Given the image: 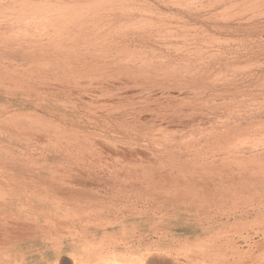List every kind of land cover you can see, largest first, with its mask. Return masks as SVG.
Segmentation results:
<instances>
[{"label":"bare ground","instance_id":"6f19581e","mask_svg":"<svg viewBox=\"0 0 264 264\" xmlns=\"http://www.w3.org/2000/svg\"><path fill=\"white\" fill-rule=\"evenodd\" d=\"M46 1L47 0H45V2ZM54 1H56V0H54ZM65 1L67 2V0H65ZM102 1L104 2L105 0H101V2ZM108 1H110V0H107V3H109ZM113 1H116V0H113ZM162 1H161V3H163L165 0L163 2ZM170 1H168V2H170ZM174 1H176V0H174ZM183 1H185V0H183ZM190 1H191L190 3H192V0H190ZM197 1L199 2V0H197ZM221 1H223V0H221ZM259 1H261V0H259ZM49 2H50V0H49ZM57 2H58V0H57ZM60 2L58 3V5L60 4ZM66 2H64V3L66 4ZM97 2H99V0ZM101 2H100V4H103ZM30 3H31V0H0V12H1V10L3 11L4 8H8V10H9V8H12L13 10L10 9L11 12L9 11L10 13H12V15L10 13L9 14L11 16H15V17L9 16V18H11V19L14 18V22H15V19L20 20V14H22L26 8H27L26 11L28 10V12H31L32 14L31 15L25 14L26 13V11H25L23 13V16H22L24 18V15H27V17L25 16L26 17L25 21L26 22L29 21L28 23L31 24L30 22H32L33 20L36 19L34 21L35 23L33 22L35 25L31 24V25H34L33 27H35L34 28L35 32H34V30H33V32L27 31L26 29L29 30L30 28L26 27V29H24L26 31L23 30L25 32V33H23L18 29L19 26L17 27V29H15L16 26L13 24H12L13 29H15V31L12 29V31H14L13 33L11 31L12 26L9 25L10 28H8L10 30V34H11L10 36L8 35V32L6 31L7 36L4 35L5 37L2 38V36H3L2 34H5L4 33L5 30L3 31V33L0 32L1 33L0 34V88H2V89L4 88L7 91H10L9 96L13 95V97H17V95L19 93H21L19 95L23 99L26 100L23 102L24 103L23 104L24 109H26V107H28V104H30V103L35 108V110L33 112L31 111V113L26 112V110H24V109L18 110L16 112L14 109V113L9 112V110L6 113H5V111L0 112V136H2V135L5 136L7 134L8 135L7 137L16 138L17 140L19 139L20 141H22L23 145L24 144L27 145L25 147L26 150L22 151L21 154L20 153L16 154V153L11 152L9 150H6V152H5L2 149V146L0 144V264H29V260H30L29 258H35V257H39V259L34 264H137L138 263L137 261H138V259H140L142 254H139L140 255L139 258H137V256L136 257L134 256L138 252L137 253L134 252L135 249H134V246L132 244V239H134L133 237L136 235V227L133 225L135 224L134 220H136L138 217H141V215L145 214L144 210H146V209L142 208L143 207L142 204L140 205V203L143 201V199H141V198H144V197H146V199L148 201L151 197H153V201L155 198L161 197V198H163L164 201L169 200L170 202L171 201L172 202H182V204L187 205L188 208L191 206H194L198 210H202L203 208L208 207L209 210H211V211L224 212V213H227V216L229 217L228 220H230V218L236 219L235 223H236V225H239L238 226L239 229H243V227H244V229L251 227L253 230L254 226H258L257 228L260 227L259 228L260 230L258 229L259 231H257V229H256L257 233L256 232H254V233L258 234L259 232H261L262 235H264V140H262L264 138V129H263V127H264L263 121L264 120L261 121L259 119V118H262V116H264V111L262 110L263 107L252 109V108H250L251 106H249L251 104V102H253L257 105L259 100L258 101L256 100L257 103L254 102L255 101L254 99L251 101L247 100L249 104H245L246 101H244V99H242V102L244 101L243 105L246 106V107H244V109H246L249 106V109L248 110L246 109V111L243 110L242 106L241 107L239 106V108H242L241 110L244 111L243 113L240 110L235 112V110L238 109V107H235L236 109H233V105H232V107H230V109L232 108L235 113H233V111L230 112V110L227 113V111H225L224 109H226L225 107L227 105H229V104H226L228 101L227 102L225 100L224 101L220 100L221 102L219 100H218V102L212 101V102H214V104L219 103L214 107L212 106L213 107L212 109L215 110V108L218 107L219 109H217V110L221 109L222 111H224V113L223 114L218 113L219 116L217 118L215 116L214 119H217V120L219 119L218 123H216V121L213 120V122H211V123L209 122L210 127L208 128V126H207L205 128L204 126L202 127L201 125H199V124H202L205 122L204 118L206 115H204V114H206V112L203 111L204 108L202 110L198 109L196 107V104L191 103V100H189V99L187 100V102L185 100L186 103H184V100H183V104H181L180 102L177 103L178 101L177 102H169L170 96L168 98L163 97V98H165L164 101L167 102L164 104V103H162L163 98H162V94H161V98L158 96L157 97L152 96L149 99H143V100L141 98V100H142L141 103L137 104L138 102H136V105H135L134 100H127L129 102V103L127 102L128 106L123 105V103L118 104V105H113V106L112 105H107V106L105 105L104 106V104H106V103L103 102V105H101L102 103L99 104V101L96 98L101 97V96H102L101 98H103V96H104V98H105V96L106 97L108 96V98H109V97H112L114 95L113 92H115V91H113L111 89L112 93L110 94V90L105 89L107 86L104 88V90L100 89L101 88L100 87L98 90H96L98 92H91V93L89 92V99L87 98L88 101H86L87 100L86 98H85L86 100H84V98L82 97V95H81L82 91L81 90H80L81 91L80 94L78 93L79 96L75 95L76 96V97L74 96L75 98L71 97V94H69V93H72V90L75 87L78 86L77 88H79L78 82L82 81V79L85 78V76H87V75L90 76L91 73L89 74V72H91V71H92V73L96 72V71H93L94 68H98V69L100 68V70L102 68V70H104L107 67L108 69H105L104 70L105 72L109 70V67H110L111 72L114 70V72L111 73L112 75L110 74V72H108L109 73L108 75H105V76L103 75L105 78H101L102 80L108 78L107 76H110V77L113 76V77H111V79H112L114 77L115 78H119V77L127 78V77H129V75L132 77V80H133V78L135 79L140 74H142V72H141L142 70L141 71H135L136 69L133 70L132 67L135 65H133L131 67L132 70L130 69L129 66H131L135 61L133 60L134 61L133 62L129 59L130 64H128L129 63L128 60L126 61V59H128L127 57L129 56V55L127 56V54H126V52L130 49L129 47H126L128 49H126V48L124 49V50H126L125 51L126 57L123 56V59H122L121 55H124V54H122V53H124V51L122 50V48H123L122 45H124V41L122 43L119 40H117V42L114 40V42L116 44L118 43V41L121 43V44L118 43L121 46V48H119L120 47L119 46L118 49L120 52L122 50V53H120L121 58L117 55V57H116L117 62L112 61V60L110 61V59H111L110 54L113 53L111 51H114V53H115V54H112V57L114 58V60L116 59L114 56H116V54H119L118 52L116 53L115 50L113 49V50L109 51L110 54L107 53L108 56L110 57L109 59L107 58L108 56L107 57L104 56V54H106L105 52H107V51H105L106 48L105 49H102V48L106 47L107 42H105V41H107V39L110 40L111 37L110 38L106 37L107 39H104L105 41H103V38H101L99 36L101 39V41H100L101 47H102L103 42L105 43V44H103V45H105L104 47H102V48L100 47L101 50L105 51V52L103 51L104 54H102L103 52L97 47V46H100L99 40L98 41L96 40L95 42L91 41L92 44L89 42L91 45L90 49L87 48V46L85 48L84 44L87 43V41H88L87 39L89 37H85L86 35L85 36L80 35L81 32H83V30L80 33H77V32H79L80 28L77 29V27H76V29L78 30L77 32L74 29L76 32V33H74V35L78 34L81 37L75 38V37H78V35H76L75 37L74 36L71 37V34H73L74 31L71 34H69L71 32L70 30H71L72 26L71 27L65 26L66 28H62L63 25L62 26L58 25V23H57L58 20L56 21V23H49L50 19L53 21L56 20V18L57 19L58 18L64 19V18H62V16H60V14H62L61 9L65 8V7H61L64 5L63 3H62L63 5L59 6L60 8H59L58 12H61L59 14L57 11H55V7H53L54 9L51 8L54 4H52V6L50 5L51 7L48 6L50 8V9L48 8L50 11L53 9V12H55V13H53L51 11L52 13H50V15L47 14L50 11L46 7V9H47L46 14H47V17L49 18V20H48V18H46L44 16L45 15L44 13H43L44 14L43 17H44V20L46 19L49 22H48V24H45V25H47V26L49 24L51 25L50 27H48V30H49V28H51L53 26L52 24H54V26H56L57 28L55 27L53 30L50 29L51 31L47 32L46 31L47 26L45 27V25H43L46 20L43 22V19H42L43 17H42V18H40L41 21L39 20V22H43L42 26H44L43 27L44 32L46 31L44 33L43 31H41L42 26H41V28H39L40 27L39 25H38V27H36V23L41 24V23L37 22L38 21L37 18L39 17L38 13L40 10H38V12H37L38 8L36 9L34 6H33L34 9L32 7L28 8L27 6H25L26 8L22 7V6L28 5ZM68 3L66 4L67 5L66 7H68ZM86 3H87V7H88V2H86ZM92 3H94V0ZM123 3H125V2H123ZM146 3H147V1H146ZM187 3L185 2V4H187ZM237 3L240 4L241 2H237ZM253 3H254V0H253ZM41 4H43V3H41ZM73 4L70 3L71 6ZM78 4L81 5L80 2H78ZM78 4L75 5L74 7H77ZM94 4H96V3H94ZM178 4H179V1L177 2V5H175V6L180 7V5H178ZM181 4H183V2ZM55 5H57V4H55ZM82 5L84 6L83 3H82ZM89 5H90V2H89ZM97 5L98 4H96V7L102 6V5L101 6H99V5L97 6ZM113 5H115V4H113ZM187 5L183 6V8L187 7ZM255 5H257V4H255ZM17 6L19 8L20 7L21 8L18 9ZM190 6H193V5H190ZM74 7H68V8H74ZM85 7H86V5H85ZM85 7H84V9H85ZM87 7H86V9H87ZM153 7H155V5H153ZM233 7L234 6H232V8L228 7V9L229 8H230V10L234 9ZM258 8H260V7H258ZM21 9L23 11H22V13H19L18 11H20ZM39 9H40V7H39ZM41 9H43V7H41ZM56 9L58 10L57 6H56ZM65 9H63V13L66 15V13L64 11ZM89 9L86 12L90 13ZM115 9H116V7H115ZM127 9H129V8H126V11H127ZM191 9L192 8H190V10H189L190 12H191ZM195 9H197V8L195 7ZM202 9H203V7H202ZM239 9H241V8L238 7L236 10H239ZM15 10H16V12H18L19 16L17 14H15ZM129 10L131 12V9H129ZM206 10H208V9L206 8ZM252 10H250V11L254 12ZM263 10H264V8H263ZM96 11H98V10H96ZM243 11H244V9H243ZM246 11H248V9ZM250 11L246 12V14L250 13ZM6 12H7V10H6ZM44 12H46V11L44 10ZM135 12H137V10ZM138 12H140V11H138ZM146 12H147V10H146ZM148 12H147L146 16L150 15ZM164 12H163V14H165ZM190 12H189V14H191ZM257 12H259V11H257ZM84 13H85V10H84ZM129 13H128V15H129ZM13 14H15V15H13ZM80 14H83V12L82 13L80 12ZM124 14H125V12H124ZM139 14H141V13H139ZM154 14L156 15V13H154ZM203 14H205V13H203ZM2 15H4V14H2ZM5 15H7V14H5ZM252 15L254 17L258 14H256V15L252 14ZM77 16H79V14ZM98 16H100V14ZM98 16H97V18H98ZM122 16L124 17L123 14H122ZM122 16H120V19ZM161 16H162V14H161ZM226 16L227 15H225V17H223V16L222 17L227 18ZM236 16H238V14H236L235 17ZM28 17H29V19H32V20L31 21L28 20ZM74 17H76V16H74ZM84 17H83V20H84L83 22H85V20L88 18L86 16L87 18L85 17L86 19H84ZM91 17H92V19L94 18L92 15H91ZM115 17L117 18L118 16H115ZM126 17H128V16H125V19H126ZM143 17H144V15H143ZM143 17H142V19H143ZM156 17H154V18L156 19ZM176 17H177V15H176ZM203 17H202V19H204ZM222 17H219V19H221ZM231 17H233V16H231ZM235 17L233 19H235ZM260 17L257 19L259 20ZM1 18H3V16ZM95 18H94V20H95ZM140 18H139V20H141ZM199 18H200V16H199ZM3 19H2V22H3ZM66 19H64V20H66ZM255 19H256V17H255ZM255 19L252 18V20H248V21L246 19L245 20L246 22L245 21L240 22L238 20L239 21V22L237 21L238 25L232 24V25H236V27L228 26L229 24L228 25L225 24L227 27H225L224 25H223V27H220V30H222V29L224 30V29H227L229 27H231V29L244 30L245 31L244 33L248 34V36L250 35L249 38L251 37V39L247 40L246 44H244V46L245 45L247 46L246 48L244 47V49H245L244 51H241V50H243V49H241L240 50L241 52L236 53L238 51V48H237L238 45H240V44L242 45V43H243V42L241 43V40H240V43L239 44L237 43V47H235V48H237L236 49L237 51L234 52V50H233V52L236 54L232 55L233 53L230 52L231 54L228 53L230 56L227 55L229 58L226 57V55H225L226 58H228V59L232 58V60H233V57L240 59V57L249 56V57H252V61H254L253 60L254 57H259V59H260V57H262L261 55L264 54V39H262L261 35L262 34L264 35V32L262 34H261V32L264 31V23H260L261 22L260 20H259L260 22L258 20L254 21ZM78 20H80V19H78ZM78 20H77V23L79 24L80 22H78ZM108 20H109V18H108ZM110 20H111V18H110ZM135 20H136V18H135ZM135 20L133 22H135ZM183 20H186V19H183ZM215 20H216V18H215ZM71 21H72V19H71ZM89 21H90V18H89ZM89 21L87 22L88 27H89V24L92 22V21L91 22H89ZM104 21H106V18L104 19ZM179 21H181V20H179ZM208 21H211V18L208 17ZM66 22H67V20H66ZM66 22H65V24H66ZM100 22H102V21H100ZM118 22H116V23H118ZM125 22H126V20H125ZM141 22H138V23H141ZM153 22H155V21L153 20ZM224 22H225V20H224ZM228 22H230V21H228ZM3 23H5V22H3ZM3 23L0 22V24H3ZM28 23H24L25 25L24 24L23 25L24 26H26V24L29 25ZM67 23H68L67 25H69V22H67ZM72 23H74V24H76V26H78L77 23L74 22V20L72 21ZM96 23L93 24V26H95ZM130 23H132V22H130ZM135 23H137V22H135ZM158 23H159V21H158ZM166 23H168V22H166ZM166 23H164V26ZM208 23H206V24H208V25L212 24L210 22H208ZM239 23H244V24H239ZM8 24H10V23H8ZM8 24H6V25H8ZM74 24H73V26H74ZM83 24L84 23H82L81 26ZM87 24H84L83 28H86ZM111 24H113V23H111ZM214 24H215V22H214ZM214 24H212V27L217 26V29H219L218 28L219 24L218 25H214ZM222 24H224V23H222ZM70 25H72V24L70 23ZM85 25H86V27H85ZM147 25H149V22ZM179 25H181V24H179ZM179 25H178V27H179ZM186 25H187V23H186ZM2 26H0V28ZM14 26H15V28H14ZM109 26H111V25H109ZM112 26H116V25H112ZM118 26H119V24H118ZM123 26L121 25V28ZM125 26H126V24H125ZM129 26L131 28V25H129ZM135 26L138 28L137 24ZM140 26H141V24H140ZM142 26L144 27V25H142ZM158 26L159 25H157V27ZM170 26H173V25H170ZM189 26L187 25L185 27H189ZM33 27L31 26V28H33ZM100 27L101 26H99V28H97V25H96V28L99 30H101ZM105 27L108 28L107 24ZM124 27H123V29L126 28V27L125 28ZM166 27H167V24H166ZM193 27H195V26H193ZM36 28H39L37 30H40V31H37ZM73 28H75V26L72 27V30H73ZM121 28H118V29H120V31H121ZM138 29H140V28H138ZM142 29L143 28L141 27V32H143ZM148 29H150V26ZM151 29H153V27ZM162 29L163 28H160V30H162ZM166 29H165V31H166ZM231 29H230V32H234V30L232 31ZM30 30H32V29H30ZM102 30H104V29H102ZM109 30L111 31L112 29L109 28ZM116 30L114 28V31L112 30V32H115ZM128 30H130V29H128ZM131 30L133 31V29H131ZM174 30L177 31L176 28ZM19 31L21 32V35L22 34H24V35H22V36L20 35V37H18V35L15 34V32L19 33ZM124 31H126V30H124ZM226 31H228V29ZM95 32H93V33H95ZM146 32H147V30H146ZM153 32H154V29H153ZM83 33H85V32H83ZM91 33H92V29H91L90 34ZM97 33H95V34L97 35ZM120 33H122V32H120ZM127 33H128V31H127ZM149 33H151V32H149ZM169 33L170 32H168V36H169ZM184 33H185V31H184ZM240 33H238V34H240ZM14 34H15V36L17 35V37H15ZM106 34H107V32H106ZM118 34H115V35H118ZM125 34H121V35H123V37H124ZM133 34H135V33H133ZM143 34L146 37L145 33H143ZM186 34H188V33H186ZM242 34H243V32H242ZM246 34H244V37L247 36ZM82 35H84V34H82ZM202 35H203V33H202ZM206 35H208V34H206ZM97 36L94 35L93 37H97ZM135 36H137V35H135ZM172 36H171V38H172ZM209 36H212V35H210V33H209ZM83 37H85L86 39H84ZM99 37L95 38V39H99ZM118 37H120V35ZM147 37H148V35H147ZM152 37L153 36H151V38ZM197 37H200V36H197ZM82 38L84 40H82ZM104 38H105V36H104ZM128 38H126V39H128ZM162 38H164V37H162ZM187 38H189V37H187ZM190 38H189V40H190ZM192 38H193V36H192ZM194 38H196V37H194ZM210 38L213 39V37H210ZM216 38H218V37H215L214 39H216ZM237 38H239V37H237ZM237 38H236V40H237ZM95 39L93 38V40H95ZM149 39H150V37H149ZM153 39L155 40V38H153ZM172 39H175V37ZM214 39L212 41L216 42ZM89 40H91V38H89ZM193 40H195V39H193ZM174 41H176V40H174ZM200 41H201V39H200ZM224 41H226V40H224ZM228 41H230V40H228ZM228 41H226V42H228ZM237 41L239 42V39ZM109 42H111V43H109ZM109 42L108 43L110 44V47L112 49L114 47V46H111L113 44L112 43L113 41H109ZM134 42H136V41H133V44H135ZM187 42H185V45ZM191 42H189V44ZM211 42H210V45L212 44ZM234 42H235V40H234ZM129 43H130V41H129ZM129 43H126V46L127 45L130 46L131 44H129ZM163 43H164V41H163ZM197 43H195V44H197ZM164 44H166V43H164ZM183 44H184V42H183ZM137 45H139V44H137ZM213 45H215V44L213 43ZM241 45H240V47H241ZM162 46L164 47V45H162ZM192 46L196 47L195 45H192ZM192 46H191V48H192ZM211 46H208V47L210 48ZM234 46H235V43H234ZM145 47H146L145 49H147V45ZM173 47H175V46H173ZM178 48H176V50H178ZM185 48L188 49V47H185ZM196 48H198V47H196ZM217 48H219V47H217ZM132 49H134V48L132 47ZM165 49H167V48H165ZM168 49H170V48H168ZM173 49H175V48H173ZM212 49H211V51H212ZM230 49L232 50V48H230ZM109 50H110V48H109ZM153 50H154V47H153ZM96 51L97 52L99 51V52L96 53ZM100 51H101V53H100ZM129 51H131V50H129ZM129 51L127 53H129ZM166 51H165V53H166ZM180 51H181V49L179 50V52ZM183 51H184V49H183ZM191 51H193V50H191ZM211 51H209V52H211ZM168 52H169V50H168ZM94 53L96 54V56H94ZM99 53L101 56L103 55L104 58L103 59L100 58L99 60H96L95 58L99 57V56H97V55H99ZM193 53L194 52H192L190 54H193ZM216 53H218V50ZM221 53H223V52H221ZM194 54H196V53H194ZM213 55H214V53H213ZM218 55H220V53L217 54L218 58H216V59L222 60L219 58L220 56H218ZM118 57L120 59V63L118 62V60H119ZM209 57L207 58V62H208ZM153 58H156V57H153ZM170 58H172V57H170ZM210 58L212 59L213 56ZM182 59H183V57H182ZM201 59H203V57ZM211 59H210V62L213 63L214 61H211ZM214 59H215V57H214ZM216 59H215V61H216ZM244 59L248 60L250 58H247V59L244 58ZM256 59H255V61H258ZM262 59L263 58H261V60ZM139 60L142 61L141 59H139ZM139 60H137V61H139ZM159 60H158V62H159ZM162 60H163V58H162ZM179 60H180V58H179ZM185 60H186V58H185ZM232 60H227V61H232ZM234 60H236V59H234ZM121 61H123L125 63H122ZM143 61H144V59H143ZM155 61H156V59H155ZM168 61H166V62H168ZM238 61L240 62L243 60H236V62H238ZM126 62H128V63H126ZM147 62H146V64H147ZM150 62L152 63V61H150ZM196 62H194V64L191 63L192 65L190 64L189 68H191L193 70V71H191L189 69L191 72H194L195 69L199 70V67H197V66H203V65H200L201 63L197 64V66H196ZM200 62L203 63L204 61L201 60ZM207 62H205V63L208 67ZM220 62L221 61L215 62L218 64H215V63L214 64L215 65H221L222 63H220ZM251 62H250V65H253L254 63H251ZM164 63L165 62H163V65H164ZM168 63H170V62H168ZM168 63H165V64H168ZM173 63H174V61H173ZM177 63L179 64V61ZM180 63H181V61H180ZM189 63H190L189 61H186L187 65H185V66L188 67ZM255 63L258 66V67L257 66H255V67L261 68V67H259L262 64L261 62H258L259 64L257 62H255ZM118 64L119 65L123 64V68L121 67L122 65L119 66ZM126 64H127V66L129 65L128 69H130L131 71L127 72L128 70H126L127 69V67L125 66ZM136 64H138V63H136ZM146 64H145V66H146ZM161 64L159 63L157 65L161 66ZM171 64H172V61H171ZM181 64H183V63H181ZM214 64H212V65L215 66ZM230 64H232V62H230ZM247 64H249V63H247ZM139 65H141V64H139ZM139 65H137V66H139ZM175 65H177V64H175ZM179 65L176 67H179ZM223 65H225V64H223ZM124 66H125V68H124ZM137 66H136V68H137ZM153 66L155 67L154 64H153ZM168 66H170V65L168 64ZM171 66L174 67L173 64ZM191 66L192 67L194 66V68L196 66V68L194 69ZM111 67H114V69L112 70ZM115 67L116 68L118 67L117 70L121 67L120 69L124 70V71L122 70L124 73L121 71L123 73V75H125V73H126V74H128V76L127 77L123 76L122 73L119 72L120 69L118 72H117V70L115 71ZM142 67H143V64H142ZM154 67H153V69H154ZM176 67H174V68H176ZM181 67L184 68V65H182ZM221 67H222V65L220 66V68ZM239 67H241V69H242L243 66H239ZM244 67H246L245 64H244ZM244 67H243V69H245L247 71L248 68H244ZM248 67L253 68L254 66L252 67V66L248 65ZM263 67H264V64H263ZM146 68L149 69L147 66H146ZM200 68L203 69V67H200ZM235 68H236V70H238V69L240 70V68H238V69H237V67H235ZM89 69L91 71H88ZM98 69H97V71L99 72ZM223 69H226V68H223ZM227 69H228V67H227ZM227 69H226V71H227ZM243 69H242V71H243ZM261 69H262L261 71L264 70L263 68H261ZM94 70H96V69H94ZM176 70H177V68H176ZM236 70H234V74H233L234 76H237V75H235ZM239 70H238V72H239ZM254 70H256V68H254L252 71H254ZM170 71H171V68H170ZM174 71H175V69H174ZM179 71H182V70H179ZM203 71L204 70H202V72H201V70H199L198 73L197 72H194V73H197L198 75L200 73V75H203V74H201V73H204ZM205 71H206V69H205ZM216 71H218V70H216ZM105 72H103V74ZM149 72H144V73H149ZM151 72L153 73V71H151ZM155 72L153 73V75H155ZM158 72H160V71H158ZM191 72L189 74L190 76L192 74ZM219 72H220L219 76H221L220 77L221 79L224 77L228 80V78L225 77L226 75L222 77L221 71H219ZM96 73L93 74L94 79L96 78L95 77ZM152 73H150V74L152 75ZM160 73L162 74V72H160ZM166 73H167V75H170L171 73H173V71L172 72H166ZM210 73H211V71H210ZM249 73H251V72H249ZM260 73H259V75H261ZM100 74H101V72H100ZM100 74H99V78L102 77V75L100 76ZM164 74L165 73H163L162 75H164ZM177 74L180 75L182 73H180V72L177 73V71H176V72H174V74H172L170 76H173V75L176 76ZM197 74L196 75L194 74L195 77L192 74V78L189 76L191 79L188 77L187 74L186 75L189 78L190 82H191V80L197 82V79L199 78ZM204 74H206V72ZM263 74H264V72H263ZM143 75L144 74H142V76ZM149 75L146 74V76H143V77H147ZM157 75L160 76L156 72V75H155L156 77L155 78L151 77V79H150L153 83L156 81L157 85L162 79L167 77V75L165 77L163 76L164 78H161V76H160V81L158 80L159 82H157V79H158ZM179 75H177V76H179ZM212 75H214V74H212ZM216 75H218V74H216ZM259 75H258V77H260ZM51 76H53V77H51ZM175 76H173V77H175ZM182 76H184V75H181V83L183 81L182 79L185 77L184 76L182 78ZM196 76L198 78H196ZM206 76L207 75H205V77ZM234 76H232L233 78L229 77V78H232V79H229V81L231 80L230 83L233 81ZM241 76H242V74H241ZM243 76H244V74H243ZM248 77H249V75H248ZM258 77L256 78L253 74V77L251 78V80L249 79V81L259 80ZM99 78H96V80H94V81L95 82H97V80L99 81ZM138 78H140V76ZM147 78H150V77H147ZM147 78H146V80H149ZM152 78L156 79V80H152ZM224 78L222 79V82H224L223 85H225V83L227 82V81H223V80H225ZM90 79H91V77L88 78V80H90ZM92 79H91V81H92ZM111 79L108 78V81H111ZM185 79L183 81L184 84L187 81V79H186V81H185ZM199 79H201V78H199ZM213 79H215V78L213 77ZM236 79L241 80L240 76L237 77ZM236 79H234L235 82L237 81ZM244 79H247V78H244ZM83 80L88 81L85 79H83ZM106 80H104L105 82L99 81L100 82L99 84L101 85L102 83H105V84L109 83ZM129 80H131V79H129ZM143 80L145 81V79H143ZM168 80H169V78L166 81H168ZM202 80H203V78L201 79V81L199 80V82H202ZM207 80H209L208 77H207ZM210 80H212V79H210ZM91 81H89L90 84H91ZM115 81H117V79ZM140 81L143 82L142 80H140ZM212 81H216V80H212ZM229 81L226 84H228ZM95 82H94V84H95ZM147 82L150 84L149 81H147ZM162 82H163V80H162ZM168 82L170 85L171 81H168ZM199 82H197V84ZM258 82H260V81H258ZM156 83H154V84H156ZM163 83H161V84H163ZM172 83H174V81H172ZM177 83H178V81H177ZM191 83L186 82L187 86H188V84L190 86ZM241 83H242V80H241ZM246 83H248V82H246ZM249 83H248V86H250ZM251 83L253 85V83H255V82H251ZM129 84H127V85H129ZM243 84H242V86L239 85V87H243L244 86ZM255 84H257V83H255ZM115 85H113V87ZM123 85H125V84L123 83ZM132 85H133V87L136 86L134 84H132ZM150 85L152 86L153 84H150ZM191 85H193V84H191ZM198 85L196 87H198ZM220 85H222L221 82H220ZM117 86H115V87H117ZM142 86L145 87L146 86L145 83ZM142 86H139V88ZM149 86L147 85V87H149ZM163 86L164 85H162V87ZM171 86H174V85L172 84ZM232 86L235 87L236 85H232ZM96 87H94V88H96ZM119 87H121V89H122L124 86L122 87L121 85H119ZM157 87H161L160 84ZM164 87H166V86H164ZM169 88H171V87H169ZM169 88H167V89H169ZM251 88H249V90ZM257 88H259V87H257ZM113 89H116V88H113ZM163 89L166 91L165 88H163ZM206 89L204 91L208 90V89L207 90ZM220 89H222L226 92L228 91L227 87H225V86L223 88H219L218 90H220ZM243 89H245V87ZM74 90L76 91V88ZM170 90H172V89H170ZM213 90H215V89H213ZM235 90H237V88ZM241 90L242 89H238L237 92H239V94H240ZM254 90H255V88H254ZM83 91H84L83 93L87 94L86 90H83ZM120 91H118V89H117V92H120ZM124 91H125V89H124ZM200 91H202V90H200ZM204 91L202 94L205 93ZM167 92H170V91L167 90ZM199 92H197V93H199ZM208 92H209V90H208ZM216 92H217V90H216ZM216 92H215V94H216ZM233 92H236V91H233ZM245 92L246 91H244L243 94H245ZM74 93L75 92H73V94ZM150 93H151V91H150ZM221 93H225V92H221ZM229 93H230V98H231V94H233V93L232 92H229ZM247 93H248V90H247ZM250 93H251V90H250ZM255 93H257V92H255ZM258 93H257V96H258ZM73 94H72V96H73ZM115 94H116V92H115ZM127 94H129V93H127ZM169 94H171V93H169ZM172 94H174V93H172ZM253 94H254V92H253ZM64 95H67V98L70 95L69 97L71 99L68 98V101H65L67 98L65 100H62ZM116 95H114V96H116ZM185 95H187V93ZM191 95H194V94H191ZM216 95L218 96V94H216ZM233 95H235V94H233ZM240 95H242V94H240ZM246 95H248V94H246ZM86 96H88V95H86ZM121 96H124V95L121 94ZM197 96L198 95H196L195 97H197ZM148 97H149V95H148ZM182 97L185 98L184 95ZM189 97H191V96H189ZM211 97H209V98L211 99ZM219 97L220 96H218V98ZM226 97H225V99H226ZM243 97H245V96H243ZM248 97H249V95H248ZM260 97L264 98L262 96H260ZM192 98H194V97L192 96ZM197 98H199V97H197ZM197 98H194L195 101ZM222 98H223V95H222ZM237 98L241 99L242 97L241 98L237 97ZM237 98H236V100H237ZM261 98H260V100H261ZM126 99H128V97ZM173 99L174 98H172L171 101H173ZM257 99H259V98H257ZM34 100H36L37 102H35V104H32V101H34ZM81 100H83V101H81ZM179 100H180V98H179ZM181 100H182V98H181ZM197 100L200 101L199 99H197ZM203 100L205 101V99H203ZM214 100H215V98H214ZM216 100H217V98H216ZM228 100H230V99H228ZM115 101H116V99H115ZM121 101H122V99H121ZM121 101H120V103H121ZM198 101H196V102H198ZM230 101H233V99ZM235 101H234V103H235ZM192 102H194V101H192ZM263 102H259V103L261 104ZM110 103L111 102H109V104ZM204 103L206 105V102H204ZM238 103L242 105V103H240V102H238ZM238 103L237 104L235 103L236 106L239 105ZM259 103H258V106H259ZM62 104H64L65 106H69L71 112L77 111V108L80 107L79 104H82L83 106L87 107V109L89 108L87 111L85 110L86 112H88V114H87L88 119L86 118L87 120H85L83 118V116L86 114L85 112H82L84 114H80L81 117L86 121V123H87V121L89 123L101 122V123H103V125L108 126V127H106V130L108 128L109 132H111L112 135L110 137H108V135L107 136L104 135L105 137H103V135H102L101 136L102 138H97L98 134H96L97 136H94L95 132L93 133V131H94L93 127L91 130H93L92 133L94 135L92 133H89V132L84 133V131H83V133H81L82 131L80 132L75 127H71V126L69 127V126L62 124L61 121H58L56 119L57 112L59 110L63 109L62 106H64V105H62ZM154 104L158 105L159 108H157V106H155L156 108L152 107V105H154ZM224 104H226V106ZM255 104H253V105L251 104V105L254 107V106H256ZM263 105L264 104H262L260 106H263ZM5 106H6V104H5ZM197 106H199V105H197ZM201 106H202V104H201ZM208 107L210 108V106H208ZM50 108H53L56 110V112L52 114V117L39 112V111L48 112V110ZM6 109H8L7 106H6ZM185 109L189 110L188 112H190L189 113L190 119H186L187 117L184 118V115L186 114V113L184 114ZM12 110H10V111H12ZM207 110H208V108H207ZM210 110H209V112H210ZM144 112L150 113V116H151L150 120H145V118L140 115ZM211 114H213V113H211ZM232 114H234V115H232ZM76 115L78 116L79 114H76ZM138 115H140V116H138ZM144 115H145V113H144ZM63 116H64V114H63ZM136 117H140L141 118V119H139L140 121L136 120L137 119ZM80 118L78 120H80ZM157 118H160V119H158L159 121H163V120H166V122L167 121L168 122L180 121V122H183V124H186V123L192 124V123L196 122V124H198L199 127H201V128L198 131L194 130L195 132L194 131L190 132L189 135L185 134L186 136H181L182 138H180L179 140H176L175 137H171L167 133H164L165 135L163 134V132L160 133L161 131H165L163 129H160L162 127L161 124H160L161 126L159 125L160 128L158 127L157 130L156 129L154 130L157 132L153 133L152 127L155 126V123H157L156 122ZM256 118H258L259 120L258 119H257L258 121L254 120ZM78 120H76L75 123ZM189 120H191V121H189ZM208 121H211V120H208ZM166 122H164V123H166ZM104 123H106V124H104ZM97 124H99V123H97ZM167 124L169 125V123H167ZM207 124H208V122H207ZM168 125H166V126H168ZM195 125H193V126L196 127ZM98 127H100V126H98ZM199 127H196V128H199ZM100 128L103 129L104 126L100 127ZM196 128H194V129H196ZM192 129H193V127H192ZM98 131L99 130H97V132ZM168 131L169 130H167V132ZM177 131L178 130H176V133H177ZM180 132L181 131H179V133ZM186 132H187V130H186ZM102 133H100V134H102ZM105 133L106 132H104V134ZM107 134H108V132H107ZM173 135H175V134H173ZM257 135H262V137L257 138ZM251 136L252 137L256 136V139L252 138ZM250 137L252 138V141L248 143V141H249L248 139ZM4 138H6V137H4ZM9 138H7V139L10 141ZM18 143H19V141H18ZM5 144L7 145V143H5ZM249 146L251 147V149H249ZM217 153H219V154H217ZM216 156L221 157V160L217 159ZM57 157L58 158L62 157L61 161H59L58 164L57 163L55 165H53V164L49 165V163L46 164L50 158H57ZM217 160H219L221 165H225V167H223V166L221 167V165L218 164ZM97 175H100L99 179L97 178L98 177ZM101 175L105 176V178L106 177L109 178L108 182H110V183L109 184L107 183V184L110 185V187L107 185H106V187H108V188L112 187V190L110 189L111 194L108 192V190L106 188L107 192L110 195V196L106 195V194L104 195V197L106 196V198L109 197V200H107L105 198L107 200V202L109 201L108 202L109 204L107 203L106 205H102L106 200L103 201L100 199L101 201H103V203L99 204V203H101L100 200L98 203L97 200H93V199L89 198L92 195L90 193H93L92 191L88 192V190H90L89 189V186H90L89 184L91 183L90 179L92 180V178L96 176L93 179L96 180V178H97V183H98V180H100ZM104 179L102 178V180H104ZM106 180H104V181L106 182ZM101 183H102V181H101ZM97 187L100 188L99 186H97ZM104 189H105V187H104ZM98 191L100 192V190H98ZM99 192H97V193H99ZM107 192H103V194L107 193ZM87 193H88L89 197L87 196ZM97 193H95V194H97ZM218 195L221 196L222 199ZM96 197H98V196L96 195ZM96 197L93 196V198H95V199H96ZM218 197L220 199H218ZM102 199H104V198H102ZM159 204L160 203H158V205ZM154 205H155V203H154ZM158 205L156 204L155 206L157 207ZM150 206H152V205H150ZM150 206H148V207H150ZM148 207H146V208L148 209ZM153 207H152V209H153ZM160 208H158L159 212L162 210V208H161V210H159ZM155 209H157V208H155ZM148 210L150 211V209H148ZM166 211L167 210H165V213H166ZM169 212H170V210H169ZM185 212H188V211H185ZM147 213H148V211H147ZM162 213L163 212H160L161 215H162ZM214 213L212 212L211 215H214ZM152 214H155V213H152ZM167 214L169 215L170 213H167ZM218 214H220V213H218ZM197 215H199V214L197 213ZM171 216H173V215H171ZM221 216H223V215H221ZM168 217H170V216H168ZM206 218H204V219H206ZM209 218H207L206 220H208ZM213 219H214V217H213ZM157 220H159V218ZM160 220H161V218H160ZM198 221H200V220H198ZM233 222H232V224L230 223V225H228V226L231 227V225L235 224ZM240 222H242V227H240L241 226ZM200 223H202V222H200ZM222 225L224 228V223ZM236 225L232 226L230 229L228 227V231L231 230L233 232V230H234V232H236V235L240 234V236L242 237L243 236L242 231L244 229L241 231V233H242L241 234L239 232L240 230H238L237 228L232 229L233 227L235 228ZM118 227L120 230L119 233L118 232L115 233V231L110 232V230H112V229L114 230ZM91 228H95V230L100 231L101 232L100 236L99 235L96 236V234H92L91 232H89V229H91ZM221 228H219L220 230L219 229L218 230L221 231ZM225 228H227V227H225ZM218 230L217 229L214 230V231H217L215 233H214V231L211 232V234L209 233V236H210L209 239L204 238V240L202 239L201 241L196 239L198 241L197 244L195 243L196 241H194V239H193L194 244H193V241L192 242L189 241L188 242L189 245H188V243H186L187 245H185V246L186 247L191 246L190 248L194 249V252L192 250L190 251L189 248H187L189 251L184 250L183 253H181L180 250L179 251L174 250V251L181 253V255L188 252L187 253L188 257L186 255L185 256L182 255V257L184 256V258H186L187 261L194 260L196 258L195 256L200 254V255H198L199 258L197 257V262L199 261L198 263H200L202 261L201 259H202V256L204 255L205 257L203 256V259L205 258L206 261L203 260L204 262L202 261L201 262L202 264H208V263L209 264H212V263L216 264L215 263L216 260L214 261L213 260L214 258H212V257H216V255H218L220 253V256L216 257V258L219 257L217 260V261H219V260H222V258L220 259V257H222L223 255L225 256V254H226L225 253L222 255L223 251L221 252L220 248L218 250L217 248L219 246L217 247L216 245H218V243L221 242V240H224L223 239L224 237L222 236L223 233L224 234L228 233V231L225 229H223V232H218ZM236 230H238L239 233ZM225 231H227V232H225ZM247 231L249 232V230H247ZM245 234L247 235V239H248L250 237V236H248L249 234H247V232L244 233V235ZM252 234H253V232H252ZM234 235H235V233H234ZM202 237L203 236H201L200 238H202ZM205 237H208V234H206ZM241 237H239V238H241ZM262 237H264V236H261V238ZM225 238H228V240H229V236L228 237L225 236ZM245 239L246 238H244L243 240L246 241L247 239L246 240ZM231 240H233V239H231ZM234 241H236V240H233V242ZM133 242H134V240H133ZM224 242H226L224 245H226L228 243L230 244V240H229V242L226 240ZM233 242L231 243V246H230L231 248H229L230 250L233 247L232 246V244H234ZM191 243L193 245H190ZM256 243L254 242L255 246L258 247ZM194 245H195V248H193ZM220 245H221L220 247L223 249V244H220ZM227 246L225 248H227ZM73 247L77 250V252H75V253L71 252L68 254L67 250L69 248H73ZM236 247L237 246H235V250H237V252L233 255H236V254L239 255V253H241L240 254L241 256H244V255L249 256L252 254V252L254 254V251H253L254 248H252V252H251L250 246H249L250 247L249 252H251V254H249V252H247L248 250H246V252L248 254H244L243 252H245V251L243 249L242 250L240 249L242 252L240 251L238 253L239 248L236 249ZM259 248H261V247H258L257 250ZM183 249H186V248L185 247L181 248V251ZM169 250H171V249H169ZM259 250L261 251V249H259ZM226 251H229L228 248H227V250L226 249L224 250V252H226ZM231 251H234V247ZM147 252H148V250H147ZM147 252H144V253H147ZM165 252H166V250H165ZM189 252H190V256L192 255V253L193 254L197 253V255H195V256L192 255V256H194L193 257L194 259H192L189 256ZM259 252L256 251V253L260 254L261 252L260 253ZM140 253H142V251ZM144 253H143V255H144ZM151 253H150L151 255H149V256H147L145 254L148 257L147 258L145 256V258H146L145 260L149 259L150 261H152L151 260L152 258L150 256H152V255L157 256L156 253H158V255L161 256V259L163 256H165L167 254V252L164 254L163 251H162L163 255H161L162 253L159 254V251L158 252L156 251L155 254H153L154 251H152ZM170 253H172V251ZM232 253H234V252H232ZM258 254H255V255H258ZM263 254L264 253H262V255H259V256L264 258ZM176 255H177V253H176ZM181 255L178 254L177 256L181 257ZM229 255H230V253H229ZM255 255H251L252 259L257 258V257H253ZM200 256H201V258H200ZM206 256L207 257L212 256L210 258L214 262H212L211 259H207ZM152 257H154V256H152ZM227 257H228V254H227ZM227 257H226V259H227ZM237 257L240 258L239 256H237ZM136 258H137V261H136ZM143 258H144V256H142V259ZM187 258H191V259H187ZM238 258H237V260H238ZM165 259H167L166 256H165ZM165 259H162V260L166 261ZM169 259H172L173 262L172 261H170V262H172L174 264H176V263L179 264V262H180V258H177V259L174 258V260H173V257L171 256L168 258V260ZM198 259H200L201 261ZM223 259H224V261L223 260L222 261L225 262V258H223ZM234 259L232 258V260H234ZM243 259H246V258H243ZM247 259H249V258H247ZM252 259L250 258V260H252ZM258 259L259 258H257V260ZM207 260H208V263H207ZM227 260H229V259H227ZM232 260L230 258L229 263H231ZM239 260L242 261V258H240ZM142 261L144 262V259ZM142 261L141 262L139 261L140 264L143 263ZM150 261H148V262H150ZM153 261H156V257L153 258ZM234 261L233 262L235 264L236 260H234ZM241 261H239V262H241ZM148 262L147 263L145 262L143 264H150ZM166 262H168V261H166ZM226 262H228V261H226ZM239 262H237V263H239ZM242 262H241V264H242ZM184 263L182 260V264H184ZM156 264H159V263H156Z\"/></svg>","mask_w":264,"mask_h":264},{"label":"rangeland","instance_id":"374dc122","mask_svg":"<svg viewBox=\"0 0 264 264\" xmlns=\"http://www.w3.org/2000/svg\"><path fill=\"white\" fill-rule=\"evenodd\" d=\"M34 1V2H33ZM31 0V3L30 4H28V5H24V6H22V7H24V8H26L25 6H27L28 8L29 7H32L33 9H34V7L37 9V12H38V10H40L39 11V13H38V15H39V19L37 18V22L38 23H41V24H37L36 23V27H38V25L40 26L39 28H41V26H42V23L46 20H44V17H43V15L46 17V18H48L47 17V14H49L50 15V13H52L53 12V7H55V11H59V6H61V5H63V6H61V7H65V8H63V9H65L64 11H65V13H66V15L63 13V9H61L62 10V14H60V16H62V18H64V19H66L67 20V22H69V25H67L68 23L66 22V20H64V19H60V18H56V20H51L50 19V22L48 21L49 20V18H48V20H46L45 22H44V24L43 25H45V24H48V22L49 23H56V21H57V23H58V25H63L62 26V28H66L65 26H69V27H74L75 26V28H73V30H72V27H71V32L69 33V34H71L73 31V34H71V37H75L76 35H78V34H76V35H74V33H76L78 30L77 29H79V32H77V33H80L82 30H83V32H85V33H83V32H81V36H85V37H89V38H91V40H89V38L86 40L87 41V43L86 44H84L85 45V48H86V46H87V48H89L90 49V47H91V45H90V43L92 44V42L91 41H98L99 40V44H100V46H97L100 50H101V48L102 47H104L105 45H103V44H105L104 42H103V44H102V47H101V39H100V37L101 38H103V41H105L104 39H107V38H110V40L109 39H107V41H105V42H107L106 43V47H104V48H102V49H105L106 48V50L105 51H107V52H105L104 50H101L102 52L104 51L106 54H104V52L102 53V54H104V56H108V54L107 53H109V51H111V50H115V52L117 53H119V54H116V56H114L115 58L117 57V55L120 57V53H122V50L124 51V53H122V54H124V55H121V57H122V59H123V56H125L126 57V55H125V51L126 50H124L126 47H129L130 49L129 50H131V51H129V53H127L126 52V54H127V58L128 59H126L125 57V59H126V61L128 60V62H129V59L131 60V61H133L134 63L131 65V66H129L130 67V69L132 70V68H133V70L134 69H136L135 71H141L142 72V74H144L143 76H146V74L147 75H149L150 73H152L151 71H153V73L156 71L157 72V74H159L160 76H161V78H164L166 75H167V73L166 72H172L173 71V73H169L170 75H172V74H174V72H176L177 71V73L178 72H180V73H182V74H177V75H179V76H175V75H173V76H175V77H173V76H170V75H167V79L169 78V80L168 81H171V84L169 85V82L168 81H166L167 79L166 78H164V79H162L163 80V82H162V80L160 81V76H158L157 78V82H159L158 83V85H157V83H156V81L154 82V83H156V84H154L150 79H151V77H156L155 75H156V72H155V75H153V73H152V75L150 74L149 76H147V77H150V78H147V77H143L142 76V74H140L139 76H140V78H138V77H136L135 79L133 78V80H132V77L129 75V77H127L128 76V74H126L125 73V75H123V71L120 69L121 67L123 68V64H121V65H119V66H121L119 69H120V71H119V69L117 70V68L119 67H115V71L117 70V72L119 71V72H121L122 73V75L123 76H126L127 78H125V77H119V78H112L111 79V77H113V76H107L109 79H111V81H108V78H106V79H101V78H105L104 76L105 75H108L109 73L108 72H110V74L111 73H113L114 72V67H111V69L113 70L112 72H111V70H110V67H109V70L108 71H104L105 69H108L107 67L104 69V70H102V68H101V70H100V68L98 69V68H94V69H96V70H94L93 69V71H96V72H93L92 73V71L89 69L88 71H91V72H89V74H90V76L89 75H87V76H85V78H83V79H85V80H88V78H90L91 77V79H92V81H91V79L90 80H88V81H84L83 79H82V81H79L78 82V84H79V88H77V87H75L76 88V91L74 90H72V93H69V94H71V97H74L75 95H77V96H79V94H80V92L82 93L81 95H82V97L84 98V100H86L87 98L89 99V92L91 93V92H98V91H96V90H98L100 87V89H102V90H104V88L105 89H108V90H110V94L112 93V91H111V89L113 90V91H115L116 92V94H115V92H113V94L114 95H116V96H112V97H109L108 98V96L106 97L105 96V98H104V96H103V98H101V97H98V98H96L98 101H99V104L100 103H102L101 105H103V102H105L106 104H104V106L106 105H118V104H122L123 103V105H127L128 106V104H127V100H134L135 101V105H136V102H138L137 104H139V103H141V101L143 100V99H149V98H151L152 96L153 97H160L161 98V94H162V98L163 97H169L170 96V101L169 102H177V103H181V104H183V100H184V103H186L187 102V100L189 99V100H191V103H194V104H196V107L198 108V109H203L204 108V110L203 111H205L206 112V114H204V115H206L205 116V118H204V123H202V124H199V125H201L202 127L204 126L205 128L208 126V128L210 127V123L211 122H213V120L214 121H216V123H218V120L217 119H214L215 118V116H216V118L219 116V114L218 113H221V114H223L224 113V111H222L221 109L220 110H217V109H219L218 107H216L215 108V110H213L212 108L214 107V106H216L217 104H219V103H215L214 104V102L216 101V102H218V100L220 101H228L226 104H229V105H227L226 106V104H224L226 107V109H224L225 111H227V113H228V111L230 110V112H232L233 111V109H236L235 107H238V109H236L235 110V112H237L238 110H240L242 113L244 112V111H246V109L248 110L249 109V106H251L250 108H262V110L264 111V105L263 106H260V105H262V104H264V98H261L260 96H262V97H264L263 95H264V74H263V72H264V70L263 71H261L262 69L261 68H263L264 69V67H263V64H264V54L263 55H261L262 57H260V59H259V57H254L253 58V60L255 61V59L256 60H258V61H255V62H261L262 64H261V66H259V67H261V68H257L258 66H257V64L254 62V61H252V57H249V56H247V57H240V59L239 58H234L233 57V60H232V58H230V59H228L229 57L228 56H230L229 54H231V53H233L232 55H234V54H236V53H238V52H241V51H244L245 49H244V47L246 48L247 46L245 45L244 46V44H246V42H247V40H250L251 39V37L249 38V36H248V34H246V33H244L245 31L244 30H236V29H231V27H229V28H227L228 29V31H226L227 29H222V30H220V27H223V25L225 26V27H227L226 25H228V26H232V27H236V25H232V24H237L238 25V22L240 21H242V22H244L246 19H247V21L248 20H252V18L253 19H255V17H256V19L254 20V21H256V20H258L257 18H259L260 16V23H264V10H263V8H264V0H261V1H259V0H254V3H253V0H223V1H219V0H199V2L197 1V0H192V3H190L191 1L190 0H185V1H183V0H176V1H170V0H116V1H113V0H110V1H108L109 3H107V0H105L104 2L102 1L101 2V0H99V2H97L98 0H94V3H96V4H100V2L101 3H103V4H100L99 6H101V7H96V4H94V3H92L93 2V0H67V2L65 1V0H58V2H57V0L56 1H54V0H50V2H49V0H47L46 2H45V0ZM61 1V2H60ZM77 1V2H76ZM83 1V2H82ZM85 1V2H84ZM146 1H147V3H146ZM161 1L164 3H161ZM168 1H170V2H168ZM179 1V4L178 5H180V7H177V6H175V5H177V2ZM181 1V2H180ZM217 1V2H216ZM219 1V2H218ZM231 1V2H230ZM246 1V2H245ZM252 1V2H251ZM257 3H256V2ZM37 2V3H36ZM55 2V3H54ZM57 2V3H56ZM60 2V4L58 5V3ZM64 2H66V4L68 3V7H74L75 5H77L78 4V2H80V4L81 5H79L78 4V6L77 7H74V8H68V7H66L67 5L64 3ZM86 2H88V7H87V3ZM89 2H90V5H89ZM114 2V3H113ZM116 2V3H115ZM120 2V3H119ZM123 2H125V3H123ZM141 2V3H140ZM143 2V3H142ZM175 4H174V3ZM183 2V4H181ZM185 2L188 4H185ZM195 2V3H194ZM197 2V3H196ZM223 2V3H222ZM228 2V3H227ZM235 4H233V3ZM237 2H241L240 4L239 3H237ZM251 2V3H250ZM260 2V3H259ZM41 3H43V4H41ZM45 3V4H44ZM63 3V4H62ZM70 3L71 4H73L72 6L70 5ZM82 3L84 4V6L82 5ZM155 5V7H153V5ZM172 5H171V4ZM212 3V4H211ZM221 3V4H220ZM250 3V4H249ZM253 3V4H252ZM48 4V5H47ZM52 4H54L53 6H52ZM55 4H57V5H55ZM110 6H109V5ZM113 4H115V5H113ZM123 4V5H122ZM150 4V5H149ZM197 4V5H196ZM255 4H257V5H255ZM30 5V6H29ZM41 5V6H40ZM43 5V6H42ZM52 7H51V6ZM85 5H86V7H87V9H86V7H85ZM92 5V6H91ZM94 5V6H93ZM97 5V6H98ZM104 5V6H103ZM107 5V6H106ZM122 5V6H121ZM143 5V6H142ZM149 5V6H148ZM187 5V7H184L183 8V6H186ZM190 5H193V6H190ZM195 5V6H194ZM249 5V6H248ZM260 5V6H259ZM34 6V7H33ZM51 7V8H53L51 11L49 10L50 8L49 7ZM56 6H57V8H58V10L56 9ZM81 6V7H80ZM83 6V7H82ZM129 6V7H128ZM131 6V7H130ZM135 6V7H134ZM141 6V7H140ZM152 6V7H151ZM203 7V9H202V7ZM207 6V7H206ZM232 6H234L233 8L234 9H231L230 10V8H232ZM248 6V7H247ZM18 7V6H17ZM39 7H40V9H39ZM41 7H43V9H41ZM46 7H47V9L50 11L49 13H47V9H46ZM84 7H85V9H84ZM92 7V8H91ZM109 7V8H108ZM115 7H116V9H115ZM123 9H122V8ZM144 9H143V8ZM146 7V8H145ZM149 7V8H148ZM151 7V8H150ZM176 7V8H175ZM195 7L197 8V9H195ZM201 9H200V8ZM228 7H230L229 9H228ZM236 7V8H235ZM241 8V9H239V10H236L237 8ZM258 7H260V8H258ZM262 7V8H261ZM21 8V7H20ZM19 7H18V9H20ZM90 8V9H89ZM105 8V9H104ZM119 8V9H118ZM126 8H129V9H131V12H130V10L129 9H127V11H126ZM136 8V9H135ZM158 8V9H157ZM190 8H192L191 9V12L189 11L190 10ZM206 8L208 9V10H206ZM244 9V11H243V9ZM248 9V11H246L247 9ZM10 9H12V8H9V10H8V8H4V10L2 11L1 10V12H0V14L2 15V14H4V15H2L3 16V18H1L0 17V22L1 23H3V22H5L6 24H8V23H10V24H8V25H6L5 23H3V24H0V26H2L1 28H0V32L1 33H3V31H4V33L5 34H2L3 36H2V38L3 37H5V36H7V33H6V31L8 32V35L10 36L11 34H10V30L8 29V28H10L9 27V25L10 26H12V24L13 25H15L16 26V28H15V26H14V28L15 29H17V27H18V29L21 31V32H23V33H25L24 31H30V32H33V30H34V28L35 27H33L35 24V20H33L32 22H30L31 24H34V25H31V24H29L28 22V20H32V19H29V17H28V22H26L25 21V18L27 17V15H24V18L22 17L23 16V13L26 11V9H25V11H23L22 9L20 10V11H18L19 13H22V11H23V13L22 14H20V20L19 19H15V22H14V18L13 19H11V18H9V16L10 17H15V16H11L12 15V13H10L11 11H10ZM17 9V8H16ZM35 9V10H36ZM79 9V10H78ZM81 9V10H80ZM85 10V13H84V10ZM88 9H89V12L91 13H88V12H86V11H88ZM94 9V10H93ZM108 11H107V10ZM139 9V10H138ZM160 9V10H159ZM199 9V10H198ZM253 9V10H252ZM262 9V10H261ZM6 10H7V12H6ZM13 10V9H12ZM44 10L46 11V12H44ZM83 10V11H82ZM93 12H92V11ZM96 10H98V11H96ZM113 10V11H112ZM117 10V11H116ZM137 10V12L138 11H140V12H135ZM144 10V11H143ZM146 10H147V12L150 14V15H148V16H146L147 15V12H146ZM171 10V11H170ZM198 12H197V11ZM250 10H252V11H254V12H251ZM10 11V12H9ZM76 11V12H75ZM82 13L83 12V14H80V12ZM162 11V12H161ZM165 11V12H164ZM195 11V12H194ZM204 11V12H203ZM234 11V12H233ZM242 13H241V12ZM250 11V13H247L246 14V12H249ZM257 11H259V12H257ZM18 12H16V10H15V14H17L18 16H19V14H18ZM56 12V13H57ZM98 12V13H97ZM111 12V13H110ZM115 12V13H114ZM117 12V13H116ZM124 12H125V14H124ZM130 12V13H129ZM163 12L165 13V14H163ZM175 12V13H174ZM179 12V13H178ZM187 12V13H186ZM189 12L191 13V14H189ZM194 12V13H193ZM210 12V13H209ZM238 12V13H237ZM261 12V13H260ZM11 15H10V14ZM44 13V14H43ZM47 13V14H46ZM53 13H55V12H53ZM59 13H61V12H58V14ZM128 13H129V15H128ZM139 13H141V14H139ZM143 13V14H142ZM145 13V14H144ZM153 13V14H152ZM154 13H156V15L154 14ZM167 13V14H166ZM202 13V14H201ZM203 13H205V14H203ZM241 13V14H240ZM5 14H7V15H5ZM15 14H13V15H15ZM25 14H29V15H31L32 13L31 12H28V10L26 11V13ZM42 14V15H41ZM64 14V15H63ZM73 14V15H72ZM76 14V15H75ZM79 14V16L81 17H79V16H77ZM86 14V15H85ZM95 14V15H94ZM100 14V16H98ZM121 14V15H120ZM122 14L124 15V17L122 16ZM152 14V15H151ZM161 14H162V16H161ZM188 14V15H187ZM200 14V15H199ZM220 14V15H219ZM236 14H238V16H236L235 17V15ZM244 14V15H243ZM251 16H249V15ZM252 14H254V15H256V14H258V15H256V16H254L253 17V15ZM260 14V15H259ZM82 15V16H81ZM87 18H85L84 16ZM91 15L95 18V20H94V18L92 19V17H91ZM98 16V18H97V16ZM108 15V16H107ZM139 15V16H138ZM143 15H144V17H143ZM155 15V16H154ZM158 15V16H157ZM168 15V16H167ZM176 15H177V17H176ZM181 15V16H180ZM184 15V16H183ZM191 17H190V16ZM204 17H203V16ZM210 15V16H209ZM214 15V16H213ZM216 15V16H215ZM225 15H227L226 17L227 18H223V17H225ZM241 15V16H240ZM5 16V17H4ZM17 16V17H18ZM26 16V17H25ZM71 16V17H70ZM73 16V17H72ZM74 16H76V17H74ZM115 16H118L117 18L115 17ZM120 16H122L121 17V19H120ZM125 16H128V17H126V19H125ZM146 16V17H145ZM157 16V17H156ZM160 16V17H159ZM167 16V17H166ZM194 16V17H193ZM199 16H200V18H199ZM204 18V19H202V17ZM212 16V17H211ZM223 16V17H222ZM231 16H233V17H230ZM246 16V17H245ZM43 17V18H42ZM83 17H84V19H86L85 20V22H83L84 20H83ZM109 18V20H108V18ZM113 17V18H112ZM131 17V18H130ZM141 17V18H140ZM142 17H143V19H142ZM148 17V18H147ZM150 17V18H149ZM154 17H156V19L154 18ZM170 17V18H169ZM176 17V18H175ZM208 17L209 18H211V21H208ZM219 17H222L224 20H225V22H224V20L221 18V19H219ZM235 17V19H233ZM241 17V18H240ZM250 19H249V18ZM40 18H42L43 19V22H39V20H40ZM75 18V19H74ZM89 18H90V21H89ZM106 18V21H104V19ZM110 18H111V20H110ZM130 18V19H129ZM135 18H136V20H135ZM138 18V19H137ZM139 18L141 19V20H139ZM146 20H145V19ZM162 18V19H161ZM165 18V19H164ZM167 18V19H166ZM172 18V19H171ZM186 19V20H183V19ZM215 18H216V20H215ZM237 18V19H236ZM244 18V19H243ZM2 19H3V22H2ZM69 19V20H68ZM71 19H72V21L74 20V22L75 23H77V20L78 19H80V20H78V22H80L79 24L77 23V25L78 26H76V24H74V23H72V21H71ZM114 19V20H113ZM151 19V20H150ZM174 19V20H173ZM176 19V20H175ZM207 19V20H206ZM232 19V20H231ZM125 20H126V22H125ZM129 20V21H128ZM135 20V22H137V23H135V22H133ZM139 20V21H138ZM150 20V21H149ZM153 20L155 21V22H153ZM164 20V21H163ZM173 20V21H172ZM179 20H181V21H179ZM202 20V21H201ZM222 20V21H221ZM235 20V21H234ZM239 20V21H238ZM8 23H7V22ZM41 21V20H40ZM71 21V22H70ZM91 22L90 24H89V27H88V24H87V22ZM100 21H102V22H100ZM115 23H114V22ZM119 21V22H118ZM121 21V22H120ZM142 21V22H141ZM158 21H159V23H158ZM184 21V22H183ZM228 21H230V22H228ZM238 21V22H237ZM34 22V23H33ZM65 22H66V24H65ZM84 23V24H87V27L89 28H87L86 27V25H85V27L86 28H83L84 26V24L81 26V24L82 23ZM97 22V23H96ZM105 22V23H104ZM116 22H118V23H116ZM130 22H132V23H130ZM138 22H141V23H138ZM146 22V23H145ZM148 22H149V25H147L148 24ZM153 22V23H152ZM162 22V23H161ZM166 22H168V23H166ZM178 24H177V23ZM181 22V23H180ZM183 22V23H182ZM192 22V23H191ZM208 22H210V23H212V24H214V22H215V24L214 25H218V28L219 29H217V26L215 27V26H213L212 27V24H210V25H208L209 23ZM218 22V23H217ZM234 22V23H233ZM246 22V21H245ZM24 23H28L29 25H27L26 24V26H24L25 24ZM60 23V24H59ZM62 23V24H61ZM64 23V24H63ZM70 23L72 24V25H70ZM96 23V25H97V28H99V26H101L100 27V29L101 30H99V29H97L96 28V25L95 26H93V24H95ZM104 23V24H103ZM110 23V24H109ZM111 23H113V24H111ZM121 23V24H120ZM164 23H166L167 24V27H166V24H165V26H164ZM171 23V24H170ZM186 23H187V25L190 27H185V26H187L186 25ZM206 23H208V24H206ZM222 23H224V24H222ZM5 24V25H4ZM24 24V25H23ZM73 24H74V26H73ZM106 24H107V27L108 28H106L105 26H106ZM118 24H119V26H118ZM125 24H126V26H125ZM128 24V25H127ZM137 24V26H138V28H140V29H138L135 25ZM140 24H141V26H140ZM147 26H146V25ZM154 24V25H153ZM176 24V25H175ZM179 24H181V25H179ZM185 24V25H184ZM194 24V25H193ZM198 24V25H197ZM226 24V25H225ZM231 24V25H230ZM239 24H244V23H239ZM247 24V23H246ZM21 25V26H20ZM23 25V26H22ZM53 26L51 27V28H49V30H48V27H50L51 25L49 24L48 26L47 25H45V27H46V31L47 32H49V31H51V30H53L56 26H54V24H52ZM56 25V24H55ZM57 25V26H58ZM80 25V26H79ZM109 25H111V26H109ZM112 25H116V26H112ZM121 25L125 28V29H123V27L121 28ZM129 25H131V28H130V26ZM135 27H134V26ZM142 25H144V27L142 26ZM157 25H159L158 27H157ZM163 25V26H162ZM170 25H173V26H170ZM178 25H179V27H178ZM200 25V26H199ZM31 26L33 27V28H31ZM140 26V27H139ZM149 26H150V29H148L149 28ZM176 26V27H175ZM193 26H195V27H193ZM197 26V27H196ZM200 28H199V27ZM24 27V28H23ZM26 27L28 28H30V29H32V30H28V29H26ZM43 27L44 26H42V30L41 31H43L44 32V29H43ZM60 27V26H59ZM76 27H77V29H76ZM95 27V28H94ZM133 27V28H132ZM141 27L143 28L142 29V31L143 32H141ZM153 27V29H154V32H153V29H151ZM157 27V28H156ZM170 27V28H169ZM177 29V31L176 30H174L175 28ZM185 27V28H184ZM39 28H36V30L37 29H39ZM57 28V27H56ZM83 28V29H82ZM107 30H106V29ZM109 28L110 29H112L113 31H114V28H115V32H112V30L110 31L109 30ZM118 28H121V31H120V29H118ZM130 29V30H128V29ZM135 28V29H134ZM145 28V29H144ZM156 28V29H155ZM160 28H163L162 30H160ZM167 28V29H166ZM198 28V29H197ZM206 28V29H205ZM208 28V29H207ZM216 28V29H215ZM12 29H13V26H12V28H11V31H12ZM15 29H13L14 31H15ZM22 29V30H21ZM24 29H26V30H24ZM51 29V30H50ZM76 30V32H75V30ZM88 29V30H87ZM91 29H92V33L90 34V32H91ZM95 29V30H94ZM102 29H104V30H102ZM123 29V30H122ZM131 29H133V31L131 30ZM165 29H166V31H165ZM180 29V30H179ZM183 29V30H182ZM186 29V30H185ZM192 29V30H191ZM202 29V30H201ZM204 29V30H203ZM230 29L233 31L234 30V32H230ZM9 30V31H8ZM24 30V31H23ZM94 30V31H93ZM99 30V31H98ZM124 30H126V31H124ZM137 30V31H136ZM139 30V31H138ZM145 30V31H144ZM146 30H147V32H146ZM151 30V31H150ZM157 30V31H156ZM191 30V31H190ZM195 32H194V31ZM208 30V31H207ZM14 31H12V33L14 32ZM19 31V33H16L15 32V34H17L18 35V37H20V35H21V32ZM37 31H40V30H37ZM45 31V32H46ZM87 31V32H86ZM96 31V32H95ZM105 31V32H104ZM122 32V33H120V32ZM127 31H128V33H127ZM151 32V33H149V32ZM162 31V32H161ZM172 31V32H171ZM183 31V32H182ZM184 31H185V33H184ZM206 33H205V32ZM238 31V32H237ZM34 32H35V30H34ZM44 32V33H45ZM89 32V33H88ZM93 32H95V33H97V35L95 34V33H93ZM101 32V33H100ZM106 32H107V34H106ZM112 32V33H111ZM124 32V33H123ZM158 32V33H157ZM160 32V33H159ZM168 32H170L169 33V36H168ZM241 32V33H240ZM242 32H243V34H242ZM264 31H262L261 32V34L263 33ZM0 33V34H1ZM114 33V34H113ZM119 33V34H118ZM126 33V34H125ZM132 33V34H131ZM133 33H135V34H133ZM139 33V34H138ZM143 33H145V35H146V37L144 36V34ZM149 33V34H148ZM180 33V34H179ZM182 33V34H181ZM186 33H190L189 35L188 34H186ZM198 35H197V34ZM201 33V34H200ZM202 33H203V35H202ZM209 33H210V35H212V36H209ZM226 33V34H225ZM232 33V34H231ZM237 33V34H236ZM238 33H240V34H238ZM15 34H14V36H15ZM82 34H84V35H82ZM90 34V35H89ZM110 34V35H109ZM115 34H118V35H115ZM121 34H125L124 35V37H123V35H121ZM129 36H128V35ZM157 34V35H156ZM160 34V35H159ZM162 34V35H161ZM167 34V35H166ZM171 34V35H170ZM177 36H176V35ZM179 34V35H178ZM186 34V35H185ZM206 34H208V35H206ZM215 36H214V35ZM244 34H246L245 36L246 37H244ZM5 35V36H4ZM17 35L15 36V37H17ZM22 35H24V34H22ZM21 35V36H22ZM80 35H78V37H75V38H79V37H81ZM89 35V36H88ZM97 36V37H93V36ZM105 36V38H104V36ZM120 35V37H118ZM127 35V36H126ZM135 35H137V36H135ZM142 35V36H141ZM147 35H148V37H147ZM167 37H166V36ZM173 35V36H172ZM175 35V36H174ZM181 35V36H180ZM188 35V36H187ZM191 35V36H190ZM13 36V35H12ZM100 36V37H99ZM144 36V37H143ZM151 36H153L152 38H151ZM171 36H172V38H174L175 37V39H172L171 38ZM183 36V37H182ZM192 36H193V38H192ZM197 36H200V37H197ZM208 36V37H207ZM85 37H83L84 39H86ZM95 39V38H98L99 37V39H95V40H93V38ZM107 37V38H106ZM113 37V38H112ZM129 37V38H128ZM149 37H150V39H149ZM162 37H164V38H162ZM170 37V38H169ZM178 37V38H177ZM181 37V38H180ZM187 37H191L190 38V40H189V38H187ZM194 37H196V38H194ZM204 37V38H203ZM210 37H213V39L215 38V37H218V38H216V39H214L216 42H213L212 40V38H210ZM223 37V38H222ZM237 37H239V38H237ZM243 37V38H242ZM261 37H262V39H264V35L262 34L261 35ZM82 38V40H84ZM126 38H128V39H126ZM146 38V39H145ZM153 38H155V40L153 39ZM157 38V39H156ZM159 38V39H158ZM162 38V39H161ZM186 38V39H185ZM199 38V39H198ZM207 38V39H206ZM236 38H237V40L239 39V42L236 40ZM248 38V39H247ZM113 39V40H112ZM121 39V40H120ZM126 41H125V40ZM130 39V40H129ZM164 39V40H163ZM181 39V40H180ZM184 41H183V40ZM193 39H195V40H192ZM200 39H201V41H200ZM206 41H205V40ZM211 39V40H210ZM220 39V40H219ZM244 39V40H243ZM246 39V40H245ZM113 41L112 43V45L111 46H114L112 49H111V47H110V44L109 43H111V42H109V41ZM114 40L117 42V40H119V41H121L122 43H123V41H124V45H122V50H121V52L119 51V49H118V47L120 46L119 44H121L119 41H118V43L116 44L115 42H114ZM136 41V42H134L135 44H133V41ZM158 40V41H157ZM174 40H176V41H174ZM224 40H226V41H228V40H230V41H228V42H226V41H224ZM233 40V41H232ZM234 40H235V42H234ZM240 40H241V43H242V45H241V47H240V45H238V47H237V43L239 44L240 43ZM243 40V41H242ZM129 41H130V43H129ZM132 41V42H131ZM163 41H164V43H166V44H164L163 43ZM188 41V42H187ZM193 43H192V42ZM205 43H204V42ZM209 41V42H208ZM212 41V42H211ZM220 41V42H219ZM222 41V42H221ZM237 41V42H236ZM90 42V43H89ZM109 42V43H108ZM129 43V44H131L130 46H126V43ZM144 42V43H143ZM177 42V43H176ZM183 42H184V44H183ZM185 42H187L186 43V45H185ZM189 42H191L190 44H189ZM198 42V43H197ZM202 42V43H201ZM210 42L212 43L211 45H210ZM235 43V46H234V43ZM170 43V44H169ZM195 43H197V44H195ZM200 43V44H199ZM207 43V44H206ZM209 43V44H208ZM213 43L215 44V45H213ZM226 43V44H225ZM98 44V45H99ZM109 44V45H108ZM137 44H139V45H137ZM143 46H141V45ZM155 44V45H154ZM164 45V47L165 48H167V49H165L162 45ZM176 44V45H175ZM181 46H179V45ZM232 44V45H231ZM117 45V46H116ZM147 45V49H145L146 47L145 46ZM150 45V46H149ZM178 45V46H177ZM192 45H195L196 47H198V48H196V47H194V46H192ZM202 45V46H201ZM222 45V46H221ZM224 45V46H223ZM227 45V46H226ZM141 46V47H140ZM149 46V47H148ZM173 46H175V47H173ZM177 46V47H176ZM188 47V49L187 48H185V47ZM191 46H192V48H191ZM208 46H211L210 48L208 47ZM232 46V47H231ZM101 47V48H100ZM117 47V48H116ZM132 47L134 48V49H132ZM140 47V48H139ZM153 47H154V50H153ZM179 47V48H178ZM190 47V48H189ZM194 47V48H193ZM202 47V48H201ZM208 47V48H207ZM217 47H219V48H217ZM235 47H237L238 48V51L236 50L237 48H235ZM108 48V49H107ZM109 48H110V50H109ZM116 48V49H115ZM119 48H121V46L119 47ZM144 48V49H143ZM159 50H158V49ZM168 48H170V49H168ZM173 48H175V49H173ZM176 48H178V50H176ZM184 49V51H183V49ZM201 48V49H200ZM230 48H232V50L230 49ZM235 48V49H234ZM126 49H128V48H126ZM138 51H137V50ZM141 49V50H140ZM150 49V50H149ZM152 49V50H151ZM162 49V50H161ZM181 49V51L179 52V50ZM186 49V50H185ZM209 51H211V49H212V51L211 52H209ZM226 49V50H225ZM230 49V50H229ZM241 49H243V50H241ZM117 50V51H116ZM161 50V51H160ZM167 50V51H166ZM168 50H169V52H168ZM176 50V51H175ZM190 50V51H189ZM191 50H193V51H191ZM204 50V51H203ZM206 50V51H205ZM217 50H218V53H216L217 52ZM221 52H223V53H221ZM228 50V51H227ZM233 50H234V52L235 51H237L236 53H234L233 52ZM241 50V51H240ZM101 51H100V53H101ZM151 51V52H150ZM155 51V52H154ZM158 51V52H157ZM165 51H166V53H165ZM203 51V52H202ZM208 51V52H207ZM225 51V52H224ZM99 52V51H98ZM97 51H96V53H98ZM111 52H113L112 54H115L114 53V51H111ZM178 52V53H177ZM182 52V53H181ZM192 52H194V53H196V54H190V53H192ZM200 52V53H199ZM231 52V53H230ZM100 53H99V55H97V56H99V57H96L95 59L96 60H99L100 58H104V56L102 55H100ZM151 53V54H150ZM153 53V54H152ZM177 53V54H176ZM210 53V54H209ZM213 53H214V55H213ZM220 53V55H218V56H220L219 58L220 59H222V60H219V61H221L220 63H222L221 65H222V67L220 68V66L221 65H215V64H218V63H215V62H219L216 58H218L217 57V54H219ZM225 53V54H224ZM229 53V54H228ZM110 54V53H109ZM112 54H110V57H111V59H110V61L112 60V61H115V62H117V58L114 60V58L112 57ZM224 54V55H223ZM142 55V56H141ZM159 55V56H158ZM164 55V56H163ZM171 55V56H170ZM193 55V56H192ZM199 55V56H198ZM203 55V56H202ZM207 55V56H206ZM225 55H226V57H228V58H226L225 57ZM228 55V56H227ZM94 56H96V54L94 53ZM139 56V57H138ZM146 56V57H145ZM183 57V59H182V57ZM192 56V57H191ZM196 56V57H195ZM206 56V57H205ZM212 57L213 56V58L211 59L210 57ZM224 56V57H223ZM109 56L107 57L108 59L110 58ZM119 57H118V59H119ZM120 57V58H121ZM141 57V58H140ZM143 57V58H142ZM153 57H156V58H153ZM161 57V58H160ZM170 57H172V58H170ZM194 57V58H193ZM203 57V59H201ZM209 57V59H208V62H207V58ZM214 57H215V59H216V61H215V59H214ZM150 58V59H149ZM162 58H163V60H162ZM166 58V59H165ZM169 58V59H168ZM179 58H180V60H179ZM185 58H186V60H185ZM189 60H188V59ZM206 58V59H205ZM224 58V59H223ZM243 58V59H242ZM244 58H250V59H248V60H245ZM261 58H263L262 60H261ZM139 59H141L142 61H143V59H144V61L142 62V61H140ZM155 59H156V61H155ZM160 59V60H159ZM171 59V60H170ZM178 59V60H177ZM194 59V60H193ZM210 59H211V61H214L213 63H211L210 62ZM234 59H236V60H243V61H238V62H236V60H234ZM137 60H139V61H137ZM148 62H147V61ZM158 60H159V62H158ZM168 61V62H170V63H168V62H166V61ZM177 60V61H176ZM193 62H192V61ZM204 61L203 63L202 62H200V61ZM227 60H232V61H227ZM245 60V61H244ZM260 60V61H259ZM150 61H152V63L150 62ZM161 61V62H160ZM165 62V63H168L170 66H168V64H165L164 63V65H163V62ZM171 61H172V64L174 65V67H176V66H178L179 64V67H176L177 68V70H176V68H174L173 66H171L172 64H171ZM173 61H174V63H173ZM179 61V64L177 63ZM180 61H181V63H183V64H181L180 63ZM186 61H189L190 63L188 64V67H186L185 65H187L186 64ZM197 61V62H196ZM226 61V62H225ZM251 63H254L253 65H250V62ZM114 62V63H115ZM118 62L120 63V59L118 60ZM122 63H125V62H123V61H121ZM128 62H126V63H128ZM141 62V63H140ZM146 62H147V64H146ZM154 62V63H153ZM156 62V63H155ZM185 62V63H184ZM194 62H196V66H197V64H200V65H203V66H197V67H199V70H201V72H202V70H204L203 72L205 73L206 72V74H204V73H201V74H203V75H200V73H199V75L197 74L198 73V69H195L196 68V66H195V68H194V66L192 67V68H194L195 69V71L194 72H197V73H194V72H191V71H193L191 68H189L190 67V64L192 63V64H194ZM199 62V63H198ZM205 62H207L208 63V67H207V65H206V63ZM210 62V63H209ZM225 62V63H224ZM230 62H232V64H230ZM235 62V63H234ZM132 63V62H131ZM136 63H138V64H136ZM151 63V64H150ZM161 64V66L160 65H157V64ZM215 63V64H214ZM219 63V64H220ZM227 63V64H226ZM230 65H229V64ZM247 63H249V64H247ZM117 64V63H116ZM128 64H130V62L128 63ZM139 64H141V65H139ZM142 64H143V67H142ZM145 64H146V66L149 68V69H147L146 68V66H145ZM153 64L155 65V67L153 66ZM175 64H177V65H175ZM191 64V65H192ZM212 64H214L215 66H213ZM223 64H225V65H223ZM235 64V65H234ZM244 64H245V66L246 67H244ZM247 64V65H246ZM256 64V65H255ZM259 64V63H258ZM133 65H135V66H133ZM137 65H139V66H137ZM152 65V66H151ZM182 65H184V68L183 67H181ZM205 65V66H204ZM227 65V66H226ZM248 65L249 66H254L253 68H250V67H248ZM126 67H127V69L126 70H128L127 72H129V71H131L130 69H128L129 67L127 66V64L125 65ZM125 66H124V68H125ZM133 66V67H132ZM136 66H137V68H136ZM141 66V67H140ZM150 66V67H149ZM219 66V67H218ZM224 66V67H223ZM234 66V67H233ZM239 66H243L244 68H248L247 69V71L245 70V69H243V67H242V69H243V71H242V69H241V67H239ZM255 66H257V67H255ZM132 67V68H131ZM135 67V68H134ZM153 67H154V69H153ZM159 67V68H158ZM161 67V68H160ZM165 69H164V68ZM168 67V68H167ZM200 67H203V69L202 68H200ZM227 67H228V69H227ZM235 67H237V69L238 68H240V70H239V72H238V70H236V68ZM146 68V69H145ZM152 68V69H151ZM170 68H171V71H170ZM206 69V71H205V69ZM216 68V69H215ZM223 68H226L227 69V71H226V69H223ZM231 68V69H230ZM234 68V69H233ZM254 68H256V70H254V71H252ZM97 69L99 70V72L97 71ZM173 69V70H172ZM174 69H175V71H174ZM191 71H190V70ZM223 69V70H222ZM230 69V70H229ZM233 69V70H232ZM250 69V70H249ZM125 70V71H126ZM150 72H149V71ZM166 72H165V71ZM169 70V71H168ZM179 70H182V71H179ZM185 70V71H184ZM187 70V71H186ZM197 70V71H196ZM216 70H218V71H216ZM230 72H229V71ZM234 70H236V74L235 75H237V76H234L233 74H234ZM87 71V72H88ZM105 72L104 74H103V72ZM149 72V73H144V72ZM158 71H160V72H162V74L163 73H165L164 75H162L160 72H158ZM193 74V76H194V74L196 75H198V77L199 78H203V80H202V82H199V80L201 81V79H199L197 76H196V78H198L197 79V82H199L198 84H197V82L196 81H192L191 80V82H190V80H189V78L191 77L192 78V74H191V76L189 75L190 74V72ZM210 71H211V73H210ZM214 71V72H213ZM219 71H221V73H222V77L223 76H225V77H227L228 78V80L226 79V78H224L225 80H223V81H229V79H232L233 77L232 76H234V79H236L237 77H239L240 76V78H241V80H242V83H241V80L240 79H236L237 81V83L235 82V80L233 79V81L230 83V81H229V83L228 84H226L225 83V85H223L224 84V82H222V79L220 78L221 76H219L220 75V72ZM257 71V72H256ZM259 71V72H258ZM100 72H101V74H100ZM187 72V73H186ZM227 72V73H226ZM249 72H251V73H249ZM253 72V73H252ZM257 74H256V73ZM261 72V73H260ZM96 73V75H95V77L96 78H99V74H100V76L102 75V77H100L99 78V81H102V82H105L104 80H106L107 82H109V83H102L101 85L99 84L100 82L97 80V82H95L94 80H96V78L94 79V75L93 74H95ZM107 73V74H106ZM210 73V74H209ZM225 73V74H224ZM230 73V74H229ZM232 73V74H231ZM249 73V74H248ZM259 73L262 75H259ZM188 75V77H187V75ZM212 74H214V75H212ZM216 74H218V75H216ZM241 74H242V76H241ZM243 74H244V76H243ZM252 74V75H251ZM253 74H254V76L257 78L258 77V75L260 76V77H258L259 78V80H255V81H249V79L251 80V78L253 77ZM257 76H256V75ZM104 75V76H103ZM112 75V74H111ZM181 75H186L185 77L184 76H182V80L184 81V79L186 78L187 79V81H186V79H185V81L187 82V83H191V84H193V85H191L190 84V86H189V84H188V86H187V84H186V82H185V84L183 83V81H182V83H181ZM205 75H207L206 77H205ZM210 75V76H209ZM216 75V76H215ZM229 75V76H228ZM246 75V76H245ZM248 75H249V77H248ZM89 76V77H88ZM164 76V77H163ZM201 76V77H200ZM203 76V77H202ZM51 77H53V76H51ZM135 77V76H134ZM171 77V78H170ZM195 77V76H194ZM207 77H208V79L209 80H207ZM213 77L215 78V79H213ZM229 77H232V78H229ZM236 77V78H235ZM125 78V79H124ZM146 78L147 79H149V80H146ZM174 78V79H173ZM190 78V79H191ZM220 80H218V79ZM243 78V79H242ZM244 78H247V79H244ZM117 79V81H115ZM122 82H120L119 80ZM129 79H131V80H129ZM143 79H145V81L143 80ZM166 79V80H165ZM171 79V80H170ZM178 79V80H177ZM210 79H212V80H216V81H212V80H210ZM263 79V80H262ZM114 80V81H113ZM129 80V81H128ZM135 80V81H134ZM140 80H142L144 83H145V87H143L142 85H144V83L143 82H141ZM152 80H156V79H153L152 78ZM159 80V81H158ZM178 81V83H177V81ZM89 81H91V84L89 83ZM128 81V82H127ZM141 83H140V82ZM147 81H151L150 82V84H153L152 86L147 82ZM172 81H174V83H172ZM180 81V82H179ZM189 81V82H188ZM258 81H260V82H258ZM94 82H95V84H94ZM135 82V83H134ZM137 82V83H136ZM140 84H139V83ZM194 82V83H193ZM220 82L222 83V85H220ZM246 82H250L249 83V85L250 86H248V83H246ZM251 82H255V83H257V84H255V83H253V85H252V83ZM87 83V84H86ZM111 83V84H110ZM117 83V84H116ZM121 83V84H120ZM123 83L125 84V85H123ZM130 83V84H129ZM161 83H163V84H161ZM166 83V84H165ZM176 83V84H175ZM236 83V84H235ZM244 83V84H243ZM263 83V84H262ZM89 84V85H88ZM115 85V86H117L118 84L119 85H121L123 88L121 89V87H119V85L117 86V87H113V85ZM127 84H129V85H127ZM132 84H134V85H136V86H134L133 87V85ZM159 84H160V86L161 87H157V86H159ZM174 85V86H171V85ZM242 84L244 85L243 87H239V85H241L242 86ZM246 84V85H245ZM81 85V86H80ZM93 85V86H92ZM104 85V86H103ZM131 85V86H130ZM147 85L150 87H147ZM162 85H164V86H166V87H162ZM183 85V86H182ZM195 85V86H194ZM198 85V87H196ZM218 85V86H217ZM231 87H230V86ZM232 85H236L235 87H233ZM238 85V86H237ZM252 85V86H251ZM257 85V86H256ZM261 87H260V86ZM97 86V87H96ZM139 86H142V87H140L139 88ZM156 86V87H155ZM178 86V87H177ZM180 86V87H179ZM212 86V87H211ZM220 86V87H219ZM227 87V89H228V93L226 92V91H224V90H222V89H220V90H218L219 88H223V87ZM94 87H96V88H94ZM119 87V88H118ZM169 87H171V88H169ZM200 87V88H199ZM205 87V88H204ZM233 87V88H232ZM239 87V88H238ZM245 87V89H243ZM251 88L250 90H251V93H250V90H249V88ZM257 87H259V88H257ZM81 88V89H80ZM84 88V89H83ZM113 88H116V89H113ZM129 88V89H128ZM142 88V89H141ZM149 88V89H148ZM152 88V89H151ZM160 88V89H159ZM163 88H165L166 89V91L163 89ZM167 88H169V89H167ZM194 88V89H193ZM209 90V92H208V90ZM237 88V90H235V89ZM254 88H255V90H254ZM86 90L87 91V94H85V93H83L84 91L83 90ZM117 89H118V91H120V92H117ZM120 89V90H119ZM124 89H125V91H124ZM151 89V90H150ZM170 89H172V90H170ZM184 89V90H183ZM186 89V90H185ZM190 89V90H189ZM199 89V90H198ZM207 90V91H204V90ZM213 89H215V90H212ZM234 89V90H233ZM238 89H242L241 90V92H240V94H242V95H240L239 94V92H237L238 91ZM248 90V93H247V90ZM253 89V90H252ZM257 89V90H256ZM81 90V91H80ZM89 90V91H88ZM91 90V91H90ZM142 92H141V91ZM145 90V91H144ZM155 92H154V91ZM164 92H163V91ZM167 90H169L170 92H167ZM200 90H202V91H200ZM216 90H217V92H216ZM123 91V92H122ZM150 91H151V93H150ZM176 91V92H175ZM180 91V92H179ZM189 91V92H188ZM200 91V92H199ZM203 91L205 92L204 94H202L203 93ZM220 91V92H219ZM233 91H236V92H233ZM244 91H246L245 92V94H243L244 93ZM262 93H261V92ZM9 92L10 91H7L6 89H2V88H0V109L2 110H0V112H4L5 111V113L9 110V112H11V113H14V109H15V112L16 111H18V110H23L24 108H23V102L24 101H26L25 99H23L19 94H21V93H19L18 95H17V97H13V95H11V96H9ZM73 92H75L74 94H73ZM105 92V91H104ZM137 92V93H136ZM163 92V93H162ZM192 92V93H191ZM197 92H199V93H197ZM208 92V93H207ZM213 92V93H212ZM215 92H216V94H218V96H220L219 98H218V96L215 94ZM221 92H225V93H221ZM229 92H232L233 94H235V95H233V94H231V98H230V93ZM253 92H254V94H253ZM255 92H259L258 93V96H257V93H255ZM79 93V94H78ZM127 93H129V94H127ZM160 93V94H159ZM165 93V94H164ZM169 93H171V94H169ZM172 93H174V94H172ZM176 93V94H175ZM187 93V95H185ZM207 93V94H206ZM211 93V94H210ZM238 93V94H237ZM7 94V95H6ZM72 94H73V96H72ZM84 94V95H83ZM120 94V95H119ZM121 94L122 95H124V96H121ZM127 94V95H126ZM146 94V95H145ZM157 94V95H156ZM182 94V95H181ZM191 94H194V95H191ZM198 95L197 97H199V98H197V97H195L196 95ZM206 94V95H205ZM223 95V98H222V95ZM246 94H248L249 95V97H248V95H246ZM256 94V95H255ZM86 95H88V96H86ZM120 97H119V96ZM148 95H149V97H148ZM164 95V96H163ZM173 97H172V96ZM185 96V98L184 97H182V96ZM191 96V97H189V96ZM215 95V96H214ZM228 97H226V96ZM66 96V97H65ZM70 96V95H69ZM68 96V98H70ZM132 96V97H131ZM146 96V97H145ZM181 96V97H180ZM192 96L194 97V98H197V99H199L200 101H198L197 99H196V101H198V102H196L195 101V99L194 98H192ZM207 96V97H206ZM212 96V97H211ZM214 96V97H213ZM217 96V97H216ZM226 97V99H225V97ZM233 96V97H232ZM235 96V97H234ZM243 96H245V97H243ZM247 96V97H246ZM76 97V96H75ZM74 97V98H75ZM128 97V99H126ZM187 97V98H186ZM206 97V98H205ZM209 97H211V99L209 98ZM237 97H239V98H241V99H238ZM252 97V98H251ZM256 97V98H255ZM67 98V95H64V97H63V99L62 100H65ZM68 98L65 100V101H68ZM82 98V99H83ZM86 98V99H85ZM116 99V101H115V99ZM136 98V99H135ZM141 98H142V100H141ZM165 98H163V102L162 103H167L166 101H164L165 100ZM172 98H174L173 99V101H171L172 100ZM179 98H180V100H181V98H182V100L180 101L179 100ZM209 98V99H208ZM214 98H215V100H214ZM216 98H217V100H216ZM236 98H237V100H236ZM257 98H259V99H257ZM260 98H261V100H260ZM71 99V98H70ZM88 99L86 100V101H88ZM102 99V100H101ZM110 99V100H109ZM119 99V100H118ZM121 99H122V101H121ZM139 99V100H138ZM202 99V100H201ZM203 99H205V101L203 100ZM228 99H230V100H232L233 99V101H230V100H228ZM236 101H235V100ZM242 99H244V101H246L245 102V104H249L248 103V101H251V100H255L254 102H256V100L258 101L259 100V102H263V103H259V106H258V103H257V105L255 104V103H253V102H251V104L253 105V104H255L256 106H252L251 104L246 108V109H244V107H246L245 105H243L244 104V101L242 102ZM250 99V100H249ZM104 100V101H103ZM137 100V101H136ZM175 100V101H174ZM185 100H186V102H185ZM248 100V101H247ZM81 101H83V100H81ZM97 101V102H98ZM102 101V102H101ZM107 101V102H106ZM111 102L110 104H109V102ZM118 101V102H117ZM120 101H121V103H120ZM192 101H194V102H192ZM212 101H214V102H212ZM220 101V102H221ZM234 101H235V103L237 104L238 102H240V103H242V105L241 104H239V105H237L236 106V104L234 103ZM238 101V102H237ZM35 102H37L36 100H34V101H32V104H35ZM85 102V101H84ZM114 102V103H113ZM189 102V101H188ZM202 104V106H201V104ZM204 102H206V105H205V103ZM209 102V103H208ZM212 102V103H211ZM113 103V104H112ZM129 103V102H128ZM204 103V104H203ZM211 103V104H210ZM231 103V104H230ZM4 104V105H3ZM5 104H6V106L8 107V109H6V106H5ZM235 104V105H234ZM3 105V106H2ZM62 105H64V104H62ZM80 105V107H78L77 108V111H75V112H71V110H70V107L69 106H62L63 107V109L62 110H59L58 112H57V114H56V119L58 120V121H61V123L62 124H64V125H66V126H71V127H75L76 129H78L81 133H83V131H84V133H92V131H93V133L95 134H93L94 136H97L96 134H98V136H97V138H102L101 136L103 135V137H105V136H107L108 135V137H110L111 135H112V133L111 132H109V130H108V128H107V130H106V127H108V126H106V125H103V123H101V122H97V123H99V124H97V123H89L88 121H87V123H86V121L85 120H87L88 118V116H87V114H88V112H86L88 109H87V107H85V106H83L82 104H79ZM197 105H199V106H197ZM231 105V106H230ZM232 105H233V109L231 110L230 109V107H232ZM155 106H157V108H159V106L158 105H152V107H155ZM205 106V107H204ZM208 106H210V108L208 107ZM213 106V107H212ZM239 106L241 107H243V110H241L242 108H239ZM16 107V108H15ZM89 107V106H88ZM110 107V106H109ZM200 107V108H199ZM11 108V109H10ZM82 108V109H81ZM156 108V107H155ZM207 108H208V110H207ZM229 108V109H228ZM13 109V110H12ZM79 109V110H78ZM207 111H206V110ZM211 109V110H210ZM10 110H12V111H10ZM24 110H26V112H30L31 113V111L33 112L34 110H35V108H34V106H32L31 105V103L30 104H28V107H26V109H24ZM68 110V111H67ZM82 110V111H81ZM84 110V111H83ZM86 110V111H85ZM157 110V109H156ZM209 110H210V112H209ZM81 111V112H80ZM187 111V112H186ZM189 110H186L185 109V112H184V118H186V119H190V112H188ZM40 113H43V114H46V115H48V116H51L52 117V114L53 113H55L56 112V110L55 109H53V108H50L49 110H48V112H43V111H39ZM82 112H85L86 114L83 116V118L85 119H83L82 117H81V115L80 114H84V113H82ZM216 112V113H215ZM234 111H233V113H235ZM4 113V114H5ZM144 113H145V115H144ZM144 113H142V114H140L142 117H144L145 118V120H150V118H151V116H150V113H147V112H144ZM210 113V114H209ZM211 113H213V114H211ZM63 114H64V116H63ZM76 114H79L78 116L76 115ZM220 114V115H221ZM140 115H138V116H140ZM188 115V116H187ZM232 115H234V114H232ZM59 116V117H58ZM213 116V117H212ZM81 117V118H80ZM260 117V116H259ZM62 118V119H61ZM80 118V120H78ZM87 118V119H86ZM137 119L136 120H139V119H141L140 117H136ZM208 118V119H207ZM263 118V119H262ZM262 118H259L261 121H263L264 120V116H262ZM158 119H160V118H157L156 120V122L157 123H155V126H153L152 128H153V133L154 132H157V131H154L155 129L157 130L158 129V127H159V125L161 124L162 125V127L160 128V129H163V130H165V131H161L160 133H162L163 132V134L164 133H167L169 136H171V137H175V139L176 140H179L180 138H182L181 136H186V135H189V133L190 132H193L194 130L196 131H198V130H200V128L201 127H199V125L198 124H196V122H194V123H186V124H183V122H180V121H177V122H166V120H163V121H159ZM258 118H256V119H254V120H257ZM258 119V120H259ZM76 120H78L76 123H75V121ZM208 120H211V121H208ZM257 120V121H258ZM140 121V120H139ZM189 121H191V120H189ZM260 121V122H261ZM164 122H166V123H164ZM207 122H208V124H207ZM210 122V123H209ZM264 122V121H263ZM262 122V123H263ZM89 123V124H88ZM159 123V124H158ZM167 123H169V125L167 124ZM178 125H177V124ZM98 126H100V127H103L104 126V128L102 129V128H100V127H98ZM101 124V125H100ZM104 124H106V123H104ZM166 124V125H168V126H164V125ZM171 124V125H170ZM173 124V125H172ZM196 124V125H195ZM206 124V125H205ZM92 125V126H91ZM109 125V124H108ZM160 125V126H161ZM192 125V126H191ZM193 125H195L196 127H199V128H196V127H194ZM164 126V127H163ZM187 126V127H186ZM190 126V127H189ZM92 127H93V130H91L92 129ZM192 127H193V129H192ZM88 128V129H87ZM175 128V129H174ZM194 128H196V129H194ZM169 130L168 132H167V130ZM181 129V130H180ZM190 129V130H189ZM263 129H264V127H263ZM90 130V131H89ZM97 130H99L98 132H97ZM172 130V131H171ZM176 130H178L177 131V133H176ZM184 130V131H183ZM186 130H187V132H186ZM103 133H102V132ZM179 131H181L180 133H179ZM194 131V132H195ZM104 132H106L105 134H104ZM107 132H108V134H107ZM171 132V133H170ZM100 133H102V134H100ZM166 134V135H167ZM173 134H175V135H173ZM179 134V135H178ZM186 134V135H185ZM100 135V136H99ZM105 135V136H104ZM165 135V134H164ZM8 135L6 134L5 136L4 135H2V136H0V144H1V146H2V149L6 152V150H9V151H11V152H14V153H20L21 154V152L22 151H24V150H26V144H24L23 145V143H22V141H20L19 139L17 140L16 138H9V137H7ZM259 136V137H258ZM4 137H6V138H4ZM178 137V138H177ZM252 137V136H251ZM250 137V138H251ZM260 137H262V135H257V138H260ZM7 138H9L10 139V141L7 139ZM248 139L249 141H248V143L249 142H251L252 141V138H255L256 139V136L254 137H252L251 139ZM13 139V140H12ZM262 140H264V138L262 139ZM16 141V142H15ZM18 141H19V143H18ZM10 142V143H9ZM5 143H7V145L5 144ZM22 143V144H21ZM246 147V146H245ZM249 149H251V147L249 146ZM17 150V151H16ZM217 154H219V153H217ZM60 158V159H59ZM57 157V158H50L49 160H48V162L46 163V164H48L49 163V165H55L56 163L58 164L59 163V161H61V159H62V157ZM216 158L217 159H219V160H221V157H219V156H216ZM219 160H217L218 161V164H220L221 165V163L219 162ZM52 162V163H51ZM22 166V165H21ZM225 167V165H221V167ZM98 177V179H99V176L100 175H97ZM96 177V176H95ZM95 177H93V178H95ZM92 178V180L90 179V186H89V189L90 190H88V192H90V191H92L94 194L95 193H97V192H99L98 190H100V192L99 193H97V194H93V193H90V194H92L91 195V197H89V195H88V193H87V196L90 198V199H93V200H97V202L99 203V200L101 199V200H103V201H105L106 199L107 200H109V197H107L106 198V196L104 197V195L106 194V195H109V193L111 194V191H110V189L112 190V187L111 188H108V187H106V185L107 186H109L110 187V185H108L110 182H108L109 181V178L108 177H106L105 178V176H102L101 175V177H100V180H98V183H97V178H96V180H94ZM102 178L104 179V180H106V182L104 181V180H102ZM101 181H102V183H101ZM106 184H105V183ZM108 183V184H107ZM101 184V185H100ZM104 184V185H103ZM95 186V187H94ZM97 186H99L100 188H98ZM91 187V188H90ZM94 187V188H93ZM104 187H105V189H104ZM98 188V189H97ZM106 188H107V190H108V192H107V190H106ZM96 189V190H95ZM94 190V191H93ZM103 192H107V193H104L103 194ZM96 195L99 197H96ZM101 195V196H100ZM221 195V194H220ZM93 196L94 197H96V199L95 198H93ZM110 196V195H109ZM219 196V195H218ZM101 197V198H100ZM220 198H221V196H219ZM218 197V199H220ZM98 198V199H97ZM102 198H104V199H102ZM106 198V199H105ZM152 198V199H151ZM150 199H149V201L146 199V197H144V198H141V199H143V201L140 203V205L142 204V208H144V209H146V210H144L145 211V214H143V215H141V217H138L136 220H134V225L133 226H135L136 227V235L133 237L134 239H132V244H133V246H134V249L136 250H134V252L135 253H137V254H135L134 256L136 257L137 256V258H139L140 257V255L139 254H142L141 255V257H140V259H138V261H137V258H136V261L138 262L137 264H140V262L144 259V262L143 263H147L148 261H150L149 259H147V260H145L146 258H145V256L147 255V256H149V255H151L152 253V251H154V253L153 254H155L156 253V251L158 252L159 251V254H161L162 253V251H163V253L165 252V250H166V252H167V254L165 255L166 256V258L167 259H165V256H163L162 257V259H165L166 261H168V262H166V261H164V260H162L161 259V256H159L158 255V253H156L157 254V256L156 255H152V256H154V257H156V261H153V258L154 257H152V256H150L151 258V260L152 261H150V262H148V263H150V264H156V263H159V264H174V263H172L173 261H172V259H169L168 260V258L169 257H173V260H174V258H180V262H179V264L181 263L182 264V260H183V263L184 264H200L203 260L204 261H206L205 260V258L203 259V256H202V261L200 260V259H198V260H200L201 262L200 263H198L197 262V257L199 258V256L198 255H200V254H198L197 255V253L195 254H193L192 252V255H197V256H195L196 258L194 259L193 257L194 256H190V252H189V256L192 258V259H194V260H189V261H187L186 260V258H184V256L186 255L187 257H188V252L187 253H185V254H182V255H184L183 257H182V255H181V253H183V251L185 250V251H193L194 252V249H192V248H190L189 246H185V245H187L186 243H188L189 241H193V239H194V241H196L195 243L197 244V240H199V241H201L202 239L204 240V238H208L209 239V233L211 234V232H213L214 230H218L219 228H223V223H224V228L223 229H225V230H227L228 231V227H229V229L232 227V226H234V225H236V223H235V218H230V220H228L229 219V217L227 216V213H224V212H218V211H211V210H209V208L208 207H206V208H203L202 210H198L196 207H194V206H191V207H187V205H185V204H182V202H170L169 200L168 201H164L163 200V198H161V197H157V198H155L154 199V201H153V197H151ZM140 199V200H141ZM159 199V200H158ZM222 199V198H221ZM100 200V202L101 203H99V204H102L103 203V201H101ZM107 200L102 204V205H106L108 202H107ZM147 200V201H146ZM163 200V201H162ZM182 201V200H181ZM155 203V205L157 204L158 205V203H160L157 207L154 205V203ZM144 203V204H143ZM148 203V204H147ZM151 203V204H150ZM179 203V204H178ZM109 204V203H108ZM152 205V206H150V205ZM146 205V206H145ZM148 206H150V207H148ZM154 206V207H153ZM146 207H148V209H150V211L146 208ZM152 207H153V209H152ZM162 208V210H161V208ZM155 208H157V209H155ZM158 208H160L159 210H161L160 212H163L162 213V215L160 214V212L158 211ZM170 210V212H169V210ZM155 210V211H154ZM165 210H167L166 211V213H165ZM183 210V211H182ZM147 211H148V213H147ZM185 211H188V212H185ZM210 211V212H209ZM151 212V213H150ZM157 212V213H156ZM212 212L214 213V215H211L212 214ZM152 213H155V214H152ZM167 213H170L171 215H173V216H171L170 214L168 215ZM197 213L199 214V215H197ZM218 213H220V214H218ZM160 214V215H159ZM217 214V215H216ZM155 215V216H154ZM204 217H203V216ZM216 215V216H215ZM221 215H223V216H221ZM168 216H170V217H168ZM209 218L208 220H206L207 218ZM214 217V219H213V217ZM202 217V218H201ZM159 218V220H157ZM160 218H161V220H160ZM198 218V219H197ZM204 218H206V219H204ZM219 218V219H218ZM196 219V220H195ZM157 220V221H156ZM163 220V221H162ZM165 220V221H164ZM198 220H200V221H198ZM202 220V221H201ZM225 220V221H224ZM198 221V222H197ZM206 223H205V222ZM224 221V222H223ZM234 221V222H233ZM241 221V220H240ZM200 222H202V223H200ZM232 222L233 223H235V224H233V225H231V227L230 226H228V225H230V223L232 224ZM243 222V221H242ZM242 222H240V227H242ZM238 226L239 225H236L235 226V228L233 227L232 229H238V230H240L239 232L241 233V231L244 229V227H243V229H239L238 228ZM225 227H227V228H225ZM258 226H254L253 227V230H252V228L251 227H249V228H247V229H244L243 231H242V233H243V238L240 236V234L239 235H236V232H234V230H233V232L235 233V235H234V233L231 231V230H229L228 231V233H226V234H224L223 233V239L224 240H221V242H219L220 244H223V249L220 247L221 245L218 243V245H216L218 248V250H219V248L221 249V252L223 251V253H222V255L223 254H225V256L227 257V254H228V257H227V259H229L230 260V258H231V260H232V258L234 259V260H236V263L235 264H241V262H242V264H264V258H262L261 256H259V255H262V253H264V237H262L261 238V236H264V235H262V233L261 232H259L258 234H255L254 232H256L257 233V231H259L260 229V227L259 228H257ZM221 228V231H219L218 230V232H223V229ZM117 229V230H116ZM116 229H112V230H110V232H114L115 231V233H119L120 232V230H119V227L118 228H116ZM256 229H257V231H256ZM259 229V230H258ZM91 230V231H90ZM238 230H236L237 232H238ZM247 230H249V232L247 231ZM96 233H95V232ZM227 231H225V232H227ZM89 232H91L92 234H96V236L97 235H99L100 236V234H101V232L100 231H98V230H95V228H91V229H89ZM100 232V233H99ZM215 232H217V231H214V233ZM238 232V233H239ZM247 232V234H249L248 236H250L248 239H247V235L245 236L244 235V233H246ZM252 232H253V234H252ZM233 233V234H232ZM237 233V234H238ZM241 233V234H242ZM206 234H208V237H205L206 236ZM217 234V233H216ZM205 235V236H204ZM226 237H228L229 236V240H230V244L228 243V244H226V245H224L226 242H224L225 240L226 241H228L229 242V240H228V238H225V236ZM252 235V236H251ZM201 236H203L202 238H200ZM245 236V237H244ZM198 237V238H197ZM231 237V238H230ZM233 237V238H232ZM239 237H241V238H239ZM236 238V239H235ZM244 238H246L245 240L246 241H244L243 239ZM197 239V240H196ZM205 239V240H206ZM231 239H233V240H236V241H234L233 242V240H231ZM133 240H134V242H133ZM194 241H193V244H194ZM223 241V242H222ZM234 243V244H232V246L234 247V251H231L232 249H233V247H232V249L230 250L229 248H231L230 246H231V243L232 242ZM254 242L257 244V246L258 247H261V248H259V249H261V251L258 249L257 250V248L258 247H256L255 246V244H254ZM237 243V244H236ZM239 243V244H238ZM252 243V244H251ZM192 243L190 244V245H193ZM259 244V245H258ZM188 245H189V243H188ZM228 245V246H227ZM253 245V246H252ZM227 246V248H228V250L229 251H226V252H224V250L226 249L227 250V248H225ZM235 246H237L236 247V249L237 248H239L238 249V253L243 249L245 252H243L244 254H248L247 252H249L250 250H251V252H252V248H254L253 249V251H254V254H253V252H252V254H251V252H249V254H251V255H255V254H258V253H256V251H260L259 253L260 254H258V255H255V256H253V257H257V258H259L258 260H257V258L255 259H252V256L251 255H249V256H247V255H244V256H241L240 254L241 253H239V255L238 254H236V255H233V254H235L236 252H237V250H235ZM251 247V249H250V247ZM136 247V248H135ZM186 248V249H183L182 251H181V248ZM187 248H189V250L187 249ZM193 248H195V245H194V247ZM70 249V250H69ZM68 250H67V252H68V254L69 253H75V252H77V250L73 247V248H69ZM73 249V250H72ZM169 249H171V250H169ZM241 249V250H240ZM250 249V250H249ZM72 250V251H71ZM76 250V251H75ZM147 250H148V252H147ZM156 250V251H155ZM174 250H177V251H179L180 250V252L181 253H178V252H176V251H174ZM217 250V251H218ZM246 250H248L247 252H246ZM142 251V253H140ZM147 252V253H144V252ZM151 251V252H150ZM169 251V252H168ZM172 251V253H170ZM231 251V252H230ZM66 252V253H67ZM165 252V253H166ZM175 252V253H174ZM232 252H234V253H232ZM242 252V251H241ZM143 253H144V255H143ZM149 253V254H148ZM151 253V254H150ZM163 253L161 254V255H163ZM164 253V254H165ZM171 255H170V254ZM176 253H177V255L179 254V255H181V257L179 256H177L176 255ZM217 253V252H216ZM229 253H230V255H229ZM146 254V255H145ZM218 254V253H217ZM139 255V256H138ZM170 255V256H169ZM233 255V256H232ZM142 256H144V258L142 259ZM146 256V257H147ZM159 256V257H158ZM175 256V257H174ZM177 256V257H176ZM215 256V255H214ZM217 256H220V253L218 254V255H216V257ZM224 256V255H223ZM220 257V259L222 258V260L224 261V259L223 258H225V262L226 261H228V262H223L222 260H219V261H217L218 260V258H216V257H212V256H210V257H212V258H214L213 260L215 261V263L216 264H228L230 261L229 260H227L226 259V257L224 256V257ZM237 256H241L240 258H242V261L241 260H239L240 258H238ZM259 256V257H258ZM205 257V256H204ZM207 257V256H206ZM209 256L207 257V259H211ZM263 257H264V254H263ZM148 258V257H147ZM160 260H159V259ZM183 258V259H182ZM191 258H187V259H191ZM200 258H201V256H200ZM237 258H238V260H237ZM243 258H246V259H243ZM247 258H249V259H247ZM250 258L252 259V260H250ZM30 260H29V264H34V263H36L37 261H38V259H39V257H35V258H29ZM182 259V260H181ZM155 260V259H154ZM162 260V261H161ZM212 260V259H211ZM212 260V262H214ZM234 260H232V262L231 263H229V264H234ZM254 260V261H253ZM140 261V262H139ZM170 261H172V262H170ZM195 261V262H194ZM203 261V262H204ZM234 261V262H233ZM239 261H241V262H239ZM153 262V263H152ZM210 262V261H209ZM211 262V263H212ZM237 262H239V263H237ZM143 263H141V264H143ZM207 263H208V260H207ZM177 264V263H176ZM202 264V263H201ZM209 264V263H208ZM213 264V263H212Z\"/></svg>","mask_w":264,"mask_h":264}]
</instances>
